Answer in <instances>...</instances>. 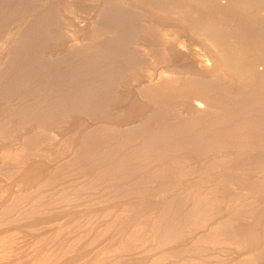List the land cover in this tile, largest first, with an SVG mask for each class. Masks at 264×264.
Masks as SVG:
<instances>
[{"label": "bare ground", "instance_id": "obj_1", "mask_svg": "<svg viewBox=\"0 0 264 264\" xmlns=\"http://www.w3.org/2000/svg\"><path fill=\"white\" fill-rule=\"evenodd\" d=\"M37 1L38 0H0V34H2V33H4V30H6V27L9 25L8 24V21H9V23H10V20L12 21V20H16L17 18H20L19 16H22L24 13V11L26 12V10H27V8L29 7V6H27L28 4L30 5L31 3H33V2H36L37 3ZM40 1V0H39ZM38 1V4L40 3ZM46 1H48V0H46ZM82 1V0H81ZM86 1V0H85ZM94 1V0H93ZM93 1H91V2H93ZM98 1V0H97ZM71 2H73L74 3V0L72 1V0H51V1H49L47 4H45L44 6H43V8H42V6H41V8H42V10H41V8L38 6L37 7V5H36V3H33L32 4V6H30V7H33V5L35 4L36 5V7L39 9L40 8V10H39V12H40V14L42 13V12H46L45 14L44 13H42L43 15L41 16L40 14H38V15H40L41 17H39L38 15H34L33 17H38L40 20H41V22H40V20L39 19H37V20H39V22H40V24L38 25V23H37V25L38 26H36L35 27V29H34V31L35 30H37L38 32H39V35H37V37L38 38H36V40L34 41V44L31 46L32 48L29 50V52L27 53V50H24V46H25V44L26 43H28V42H26L27 40V37H29L28 35H29V32L26 34H24L25 36L23 37V41H22V45L21 44H19V43H17V44H19L20 45V49L19 48H16V49H19V50H17L18 52L16 53V55H18V57H21V58H19V59H22L23 57H24V62H22L21 64L19 63V61L20 60H17V62L18 63H16L17 64V67H18V64H20V65H22L21 66V69L20 70H18V68L17 69H15L16 71L18 70V72H19V74L18 73H16L15 74V71H14V68H16V66H14V68H13V64L11 65V67H9L8 68V70L11 68V69H13L12 71H13V74H15V75H17V76H14L15 78L13 79V78H11V79H13L12 80V82H11V80H10V82H11V87L13 86L12 84H14L13 82H16L17 83V81L18 80H20L21 78H22V80H23V78L25 77L26 79H27V77H29L30 75H29V72H32V70L34 69V68H37V67H39V69L40 70H37V69H35V70H37L38 72L39 71H43V68L45 67V66H43V68H40V67H42V65H43V63L45 62V60L46 59H48V56H51V54L49 55V53L51 52L50 51V49H51V47L54 45V44H57V43H60L61 45H63L62 43L64 42L63 41V39L66 37L65 35H64V37H63V31L61 30V27L64 25V23H65V21H64V19H63V15L61 16V13H62V11H67V10H71L72 8H71V5H73ZM76 2H77V0H76ZM82 2H84V1H82ZM88 2V1H87ZM96 2V1H95ZM94 2V3H95ZM104 2V4H103V6H102V8H101V11H100V14H99V17H98V20H96V22H93L94 24L93 25H91L88 29L86 28V30H83L82 32H83V35H82V37H84V40L83 41H85L84 43H85V45H84V47H82L83 45L81 44V47H80V49H78V51L76 52V50H75V52L76 53H74L75 55H72V52L74 51V48H70V44L67 46V42H66V44H65V42H64V45H66V48H68V50H70V49H73V51L72 50H70V51H68V52H70V53H67V49H65V53H67L66 54V56L68 57L69 55L68 54H70V55H72V56H77V58L79 57V56H89V55H94V56H92L91 58H89V57H86L87 59L89 58V59H91L92 61V64L91 65H89V68L88 69H90V70H88L89 72V74H90V71L92 72V71H94V74L95 75H97V73L98 74H102L103 76H105V78L106 79H108L109 77L108 76H116L117 77V75H119V74H121V73H123L124 71H128V72H130L129 70H125V68H131L132 70H134V73H133V71H132V73L133 74H135V76H137V77H139V75H140V78L142 77H144L145 78V80H146V82H148L149 81V83H150V80L151 79H153V77H154V74H153V76H152V71H151V69L152 68H154V67H156V71L154 70V72H156V77H158V78H160V76H162L163 78H164V80L163 79H161V81L163 80V82H161V83H159V79H158V83L159 84H157L156 86L154 85V84H152V86L153 87H150L151 85H149V88L150 89H148V90H145V88H144V86L142 87V88H144V90H142V91H148V94H149V96H150V101H151V99L154 101V103H155V106H154V108H156V109H151L150 110V112L147 114V118L146 119H144L143 120V122H141V124L138 126L137 124V130H136V132L135 133H133V132H131L130 130H129V133L131 132L132 133V135L129 137V136H126V137H128L126 140L124 139V141L122 140L124 137H125V135H123L122 137V139L120 138V134L118 135L119 136V139L120 140H118V137H117V140H118V142H120L121 140V144L120 145H118V143H116L117 141L115 140V144H117V145H115L114 144V142L112 141L113 139H111V142H113V143H108L107 141H108V139H110L112 136H114L113 135V128H115V130L117 129L116 127H112V126H106L105 128H106V130H107V132H108V135L110 134H112L109 138L106 136V135H104V136H106L107 138H105L104 136L102 137V136H100V135H102V134H93V130L91 131L90 129L92 128V129H94L93 128V126L95 127V125H92L91 124V122H89L88 124L89 125H92V127L89 129L88 128V131H91V133L92 134H90V136H89V134H87V132H86V134L88 135H85L83 132H81V133H83L84 135H85V137L82 139V143H81V145H82V148L85 150V151H89L90 152V154H89V156L90 157H92V158H97V157H100V158H98V159H101V157L103 158V157H105V159H106V155H105V153H101V152H99L98 150L100 149V147H103V145L107 142L108 143V145H111V148H112V146H113V144L115 145V147H117V150L115 149V147H113V149H114V151L116 150V153H114V154H116V156H118L119 154H121V156H122V154H124V153H126V150H128V151H131V153H132V151H134V150H132V147L134 148V145H136V147L135 148H137L136 149V151H134V153L132 154L133 156L135 155V156H142V157H140L141 159H144L145 157H147V161H148V159H149V162H148V164L151 166L152 165V170L151 171H153V173L152 172H150V168H148L147 167V161H146V163L145 164H147L146 165V167L148 168V170H149V172L150 173H152V174H150V175H148L149 174V172H147L148 174V177H152V176H154V177H158V178H170L169 179V181H171V180H173V181H178V180H183L184 178H186L187 179V177L188 176H190L189 174H191V171L193 170V168L195 169V167H197V164L195 163V161L197 162V163H199L198 162V159H199V161H201L200 159H202V161L201 162H204L203 164H201V162L199 163V165L202 167L201 169H203L204 171H212V170H215L216 169V167H214V169H213V166L211 165V162L212 161H214V160H219V161H217L218 163L220 162V160H224L225 159V157H227L228 155H231L234 151H231L230 149H232V150H235V152H236V150H239V151H237L238 152V154L240 153V152H245L244 154H246V152L247 153H249L250 155H254V157L256 156V159H257V161H261L262 159H264V0H104L103 1ZM80 3V2H79ZM85 3V2H84ZM89 3V2H88ZM94 3H92V4H94ZM99 4H100V2H98ZM44 4V3H43ZM82 4V3H81ZM96 4V3H95ZM42 5V4H41ZM76 5V4H75ZM80 5V4H79ZM85 5H86V7L88 6L86 3H85ZM89 5H90V3H89ZM26 6H27V8H26ZM94 6H96V5H94ZM94 6H92L93 7V9H94ZM35 7V6H34ZM33 7V8H34ZM80 7L82 8V6L80 5ZM24 8H26V10H24ZM32 8V9H33ZM78 9H80L79 7H77ZM98 8V7H97ZM29 9H31V8H29ZM64 9V10H63ZM75 9V8H74ZM74 9H72V10H74ZM84 9V8H83ZM86 9V8H85ZM90 9V8H89ZM34 10V9H33ZM32 10V11H33ZM37 10V9H36ZM35 10V11H36ZM69 10V11H70ZM72 10L70 11L71 12V14H72ZM29 11V10H28ZM38 11V10H37ZM69 11H67V12H69ZM74 11H76V10H74ZM82 10L80 9V12H81ZM86 11H88V9H86ZM90 11V10H89ZM30 12V11H29ZM38 12V13H39ZM70 12H69V14H70ZM76 12H78V11H76ZM75 12V13H76ZM92 12V11H91ZM32 12H30V13H27V16H29V14H31ZM35 13H37V12H35ZM66 13V12H65ZM87 13V12H86ZM90 13V12H89ZM34 13H32V15H33ZM64 14V13H63ZM68 14V15H69ZM74 14V13H73ZM77 14V13H76ZM80 14V13H79ZM65 15V14H64ZM67 15V14H66ZM31 16V15H30ZM29 16V17H30ZM71 16V15H70ZM75 16V15H74ZM24 17V15L21 17V18H23ZM32 17V16H31ZM30 17V18H31ZM66 18V17H65ZM78 18V17H77ZM26 20V19H25ZM28 20V19H27ZM27 20L25 21V22H27ZM30 20V19H29ZM29 20H28V22H29ZM66 20V19H65ZM70 20V19H69ZM84 20V19H83ZM21 21H23V23H24V20H22L21 19ZM68 21V20H67ZM76 21V20H75ZM13 22V21H12ZM69 22H71V21H69ZM15 23V22H14ZM14 23H13V25H14ZM17 24L18 23H20V21L19 22H16ZM34 23H35V21H34ZM8 24V25H7ZM16 24V25H17ZM21 24H22V22H21ZM25 24H27V23H25ZM69 25H70V23H69ZM77 25V24H76ZM19 26L21 27V25L19 24ZM22 26H25L24 24H22ZM66 26V25H65ZM9 28H10V26H8ZM12 28H14L13 26H12ZM27 28V27H26ZM25 28V29H26ZM34 28V27H33ZM64 28V27H63ZM85 28V27H84ZM127 28H128V30H127ZM120 29H122V30H127V31H119L120 33H115L116 31L118 32V30H120ZM3 30V31H2ZM8 30V29H7ZM10 30H12V29H10ZM33 30V29H32ZM18 31V30H17ZM23 31H25V30H23ZM27 31H29V29L27 30ZM9 32V31H8ZM14 32H16V31H14ZM79 32V31H78ZM16 33H18V35L20 34V32H16ZM114 33V34H113ZM11 34H12V31H11ZM35 34V33H34ZM34 34H30V36L32 35H34ZM36 34H38V33H36ZM82 34V33H81ZM112 34V37H111V39L108 37V35H111ZM4 35H5V33H4ZM10 35V34H9ZM15 35V34H14ZM13 35V36H14ZM17 36V35H16ZM15 36V37H16ZM36 36V35H35ZM21 37V36H20ZM63 37V38H62ZM2 38V37H1ZM14 38V37H13ZM180 38H184V39H186L187 40V42H189V40H191L192 38H193V40H195V42L196 43H194V41H193V43L194 44H192L191 45V41H190V45H188V43H186V41H185V43L184 42H181V43H177V39L179 40V41H181V40H183V39H181L180 40ZM7 39H9V38H7ZM62 40V41H61ZM80 40V39H79ZM103 40H104V42L106 41V40H108V41H110L111 43V46H110V50L108 49V50H106L108 47H104L105 48V50L106 51H104V48L102 47V49H103V51H100V45L99 44H101V41H102V44H103ZM32 41V40H31ZM71 41V40H70ZM3 42V41H2ZM19 42V41H18ZM14 43V42H13ZM76 43V42H75ZM108 43V42H107ZM106 43V44H107ZM32 44V43H31ZM72 44V43H71ZM105 44V45H106ZM7 45V44H6ZM30 45V44H29ZM104 45V44H103ZM108 45V44H107ZM18 46V45H17ZM80 46V45H79ZM100 46V47H99ZM3 47H4V45H3ZM19 47V46H18ZM26 47L28 48V46L26 45ZM65 47V46H64ZM64 47H62V49H64ZM73 47H78V43H77V46L75 45V46H73ZM195 47V48H194ZM79 48V47H78ZM200 48V50L201 49H203V51L202 52H200L198 49ZM29 49V48H28ZM101 49V50H102ZM117 49H120L121 50V52H119V54H115L114 55V51L115 50H117ZM6 50V49H5ZM14 50V52H16V50H15V48L13 49ZM23 50H24V52L25 53H27V54H25L24 55V53H23ZM98 50H99V52H98ZM120 50H118V51H120ZM72 51V52H71ZM96 51V52H95ZM113 51V52H112ZM13 51H12V54L14 53ZM61 52V51H60ZM112 53L111 54V56L113 57V55L114 56H116V55H118L116 58H111V56H108V55H110L109 53ZM204 52V53H203ZM54 53V52H53ZM62 53H64V50L62 51ZM65 53L63 54V55H65ZM92 53H94V54H92ZM97 53V54H96ZM115 53H116V51H115ZM10 54V53H9ZM24 55V56H23ZM58 55V54H57ZM12 56V55H11ZM14 56V55H13ZM25 56H26V58H25ZM52 56H53V54H52ZM66 56H64V57H66ZM72 56H69L70 58L72 57ZM126 56H129L130 57V59H131V61L129 62V60H125V58L124 57H126ZM17 56H15V58H18ZM66 57V58H67ZM68 57V58H69ZM110 57V58H109ZM2 58V57H1ZM51 58V57H50ZM49 58V59H50ZM62 58V57H61ZM67 58V59H68ZM73 58V57H72ZM128 57H126V59H127ZM3 59H4V57H3ZM74 59V58H73ZM76 59V58H75ZM79 59V58H78ZM81 59V58H80ZM82 59H84V58H82ZM106 59H110V61H108V64H106L104 61H106ZM10 60H11V58H10ZM9 60V61H10ZM14 60V59H13ZM23 60V59H22ZM54 59H52V61H53ZM66 60V59H65ZM69 60V59H68ZM77 60V59H76ZM15 61V60H14ZM59 61V60H58ZM69 61H71V60H69ZM85 61H86V59H85ZM121 61H123L122 63H121ZM11 63H12V60L10 61ZM47 62H48V60H47ZM60 62V61H59ZM67 63H68V61H66ZM74 62H76V61H74ZM79 62H81V61H79ZM78 62V63H79ZM83 62V61H82ZM81 62V63H82ZM89 62V61H88ZM102 62H104L105 63V65L103 64V67H102ZM125 62V63H124ZM126 62H129V63H131L132 62V64H129V66L131 65V67H127V66H125V64H126ZM51 63V62H50ZM66 63V65L68 66L69 64H67ZM71 64H72V62H70ZM85 63V62H84ZM87 63V62H86ZM118 63H120L119 65L120 66H116V67H112L111 69H107V70H109V71H107V72H103V68L104 67H109V65H113V64H116V65H118ZM15 64V63H14ZM42 64V65H41ZM45 64V63H44ZM52 64V63H51ZM62 64H64V63H62ZM76 64V63H75ZM89 64V63H88ZM128 64V63H127ZM9 65V64H8ZM9 65V66H10ZM39 65H41V66H39ZM46 65H47V63H46ZM57 65V64H56ZM56 65H54V63H53V66L54 67H56ZM65 65V64H64ZM63 65V66H64ZM65 65V66H66ZM73 65V64H72ZM81 65H83V64H81ZM80 65V66H81ZM100 65V66H99ZM37 66V67H36ZM49 66V65H48ZM59 66H61V64L59 65ZM65 66L63 67V68H65ZM75 66V65H74ZM88 66V65H87ZM1 67V66H0ZM8 67V66H7ZM50 67V66H49ZM48 67V68H49ZM62 67V66H61ZM72 67V66H71ZM78 67H79V65H78ZM83 67H85V66H83ZM125 67V68H124ZM5 68V67H4ZM4 68H3V70H4ZM45 68H47V66L45 67ZM51 68H52V70H54V68L52 67V65H51ZM60 68V67H59ZM73 68V67H72ZM75 68H77V65H76V67ZM87 68V67H86ZM10 69V70H11ZM42 69V70H41ZM50 69V68H49ZM57 69V68H56ZM62 69V68H61ZM34 70V71H35ZM47 70V69H46ZM60 70V69H59ZM59 70H58V72H59ZM67 70H69V68H67ZM72 70V69H71ZM77 69H73L72 71H76ZM78 70H80V69H78ZM78 70L76 71V72H78ZM87 70V69H86ZM104 70H105V68H104ZM11 71V72H12ZM49 71V70H48ZM55 71H57V70H55ZM55 71H53V73H55ZM38 72H36V73H38ZM40 72V73H41ZM43 72H45V71H43ZM65 72V71H64ZM68 72V71H67ZM70 72L71 71H69V73H68V75L65 73V76H70V77H74V76H72V75H76V74H70ZM80 72V71H79ZM82 72V71H81ZM5 73H8L7 71L5 72ZM28 73V75L29 76H25V74H27ZM49 73H51V72H49ZM53 73H51L52 74V77H53V79H54V77L56 78L57 76H61V74H62V70L60 71V73L61 74H56V76H53V75H55V74H53ZM85 73V72H84ZM126 73V72H125ZM121 74V76H124L125 75V80L124 81H126L127 80V77H128V74ZM12 74V75H13ZM32 74H33V72L31 73V76H32ZM46 74H48V73H46ZM45 74V75H46ZM51 74H48L49 76H47L46 75V77L48 78V77H50V81H51ZM64 74V73H63ZM62 74V75H63ZM70 74V75H69ZM5 74L3 73V76H4ZM36 75V74H35ZM40 76H41V74H39ZM42 75H43V73H42ZM130 75H132V74H130L129 73V76ZM24 76V77H23ZM31 76H30V78H31ZM64 75H63V77H65ZM79 76V75H78ZM77 76V77H78ZM81 76V78L83 77L82 76V74L80 75ZM107 76V77H106ZM121 76H120V78H121ZM127 76V77H126ZM1 77V76H0ZM45 76H42L41 77V81H42V83H43V80H42V78L44 79H47ZM62 77V76H61ZM62 77V78H63ZM85 77H86V75H85ZM90 77V76H89ZM93 77V76H92ZM97 77V76H96ZM96 77L94 78V80L93 81H95V79H96ZM115 77V78H116ZM131 77V76H130ZM130 77H129V83H131V82H133V81H131L132 79H130ZM137 77H135V78H137ZM155 77V80L157 79ZM161 77V78H162ZM33 78H35L34 77V74H33V76H32V79ZM37 78H38V76H37ZM60 77H57L56 79L58 80ZM67 78H69V77H67ZM67 78H65V81H66V79ZM75 78V77H74ZM104 78V79H105ZM115 78H110V80L111 79H115ZM120 78H118V79H120ZM124 77H122L121 78V80L120 81H123L122 79H123ZM140 78H138L137 80H139ZM143 78V79H144ZM2 78H0V97H2V101H4L3 100V96L4 97H6V98H8V99H6V100H10L11 99V101H13L12 99L13 98H11V96H16V95H11L10 94V92H11V88H10V83H7L6 81V84H5V82H3L2 80H1ZM6 80H8L7 78H5ZM55 79V80H56ZM61 79V78H60ZM71 79V78H70ZM70 79H68V80H70ZM77 79H79V78H76V80ZM102 79V78H101ZM117 78H116V81L118 80ZM143 79H141V80H143ZM17 80V81H16ZM21 80V81H22ZM25 80V79H24ZM24 80H23V82H21V81H18V82H21L20 84H22V83H24ZM39 79L38 80H36V83L38 84L39 83V81H40ZM55 80H54V82H53V80H52V82L53 83H55ZM63 80H64V78H63ZM67 80V81H68ZM81 80V79H80ZM85 80V79H84ZM135 80V79H134ZM154 80V79H153ZM155 80H154V82H155ZM27 81H30V79L29 80H27ZM34 81V80H33ZM38 81V82H37ZM47 81V80H46ZM48 81H49V79H48ZM59 82H60V80H58ZM66 81V82H67ZM71 81H73V82H71ZM74 81L75 80H73V78H72V80H70V82L72 83V87H73V85H75L76 84V82L74 83ZM88 81V80H87ZM102 81V80H101ZM126 81V82H127ZM9 82V81H8ZM57 82V81H56ZM63 83H65L64 81H62ZM69 82V81H68ZM68 82H67V84H68ZM69 82V83H70ZM81 82H83V81H81ZM92 82V81H91ZM102 82H104V81H102ZM105 82H107V80H105ZM105 82H104V84H105ZM113 81H111V83H112ZM118 82V84H119V81H117ZM128 82H127V84H128ZM136 81H134V83H135ZM138 82V81H137ZM136 82V83H137ZM139 82H140V80H139ZM139 82H138V87H141L140 85H139ZM31 83V82H30ZM34 83V82H33ZM41 83V82H40ZM50 83V82H49ZM48 83V84H49ZM58 83V82H57ZM77 83H80V81H78ZM95 83V82H94ZM108 83H109V80H108V82H107V85L105 84H100L101 85V87H100V91H98V92H96V93H89L90 95H87V96H85V97H82L83 96V91H84V88H85V84H87V82L85 83V84H83V83H80V85L81 84H83V85H85V86H83V90H81V89H78V88H80V87H77V89H78V91L77 92H79V90H80V93H82V94H79L78 93V96L79 95H82L81 97L79 96V98H82V99H78L79 101H78V103H77V101H76V104H74L73 105V103H75V102H71V104H72V106H74L72 109L74 110L75 109V111L76 110H79V112L80 111H85L86 113V115L87 114H89V115H94V109L98 106V108L99 107H103V109L101 110V112L104 110V107L106 108V106H108V104L110 103V98H112L113 96H114V94H115V90H114V94L113 93H111V92H113V89H117V88H113L112 86L114 85V83L115 82H113V85H108ZM121 83V82H120ZM124 84H125V82H123ZM134 83H133V85H134ZM135 83V84H136ZM143 83H145V81L143 82ZM142 83V84H143ZM152 83V82H151ZM150 83V84H151ZM26 84V86H27V88L30 86H28V84L27 83H25ZM67 84H65L66 86H65V88L64 89H66V87H68L67 86ZM118 84H115V85H118ZM141 84V83H140ZM141 84V85H142ZM156 84V83H155ZM34 85H36V84H34ZM34 85H31L32 86V91L34 90V91H38V89L39 88H35L36 86H34ZM51 85H53V84H51ZM60 85V84H59ZM64 84H62V86H63ZM99 85V86H100ZM129 85V84H128ZM127 85V86H128ZM131 85V87H132V84H130ZM145 85V84H144ZM148 85H146L147 87H148ZM15 86H17V85H15ZM15 86H13V87H15ZM21 86V85H20ZM22 86H24V84L22 85ZM22 86L20 87L21 89V91H23L22 90ZM30 86V87H31ZM33 86H34V88L36 89H33ZM44 86V85H43ZM56 86H58V84L56 85H54V86H49L50 88H47V90H49V92L51 91L50 89L51 88H59V87H56ZM71 86L70 87H68V88H70V89H72L71 88ZM79 86V85H78ZM82 86V85H81ZM92 86V85H91ZM99 86H97V87H99ZM121 86V85H120ZM12 87V88H13ZM19 87V86H18ZM38 87H39V85H38ZM48 87V86H47ZM114 87H116V86H114ZM122 87H124L123 85H122ZM126 87V86H125ZM125 87L122 89L123 91L125 90ZM130 87V86H129ZM24 88V87H23ZM42 87L40 86V90H42L41 89ZM46 88V87H45ZM60 88H61V86H60ZM59 88V89H60ZM87 88V87H86ZM134 88V87H133ZM15 89V88H14ZM31 89V88H30ZM55 89H53V90H55ZM63 89V90H64ZM69 89V91H72V90H70ZM89 89V88H88ZM88 89H86V90H88ZM95 90H98V89H96V88H94ZM112 89V90H111ZM126 89L127 90H130L128 87H126ZM136 89V88H135ZM13 90V89H12ZM17 90H18V88H17ZM26 90V89H25ZM57 90V89H56ZM55 90V91H56ZM75 90H76V88H75ZM86 90H85V93H86ZM104 90H106V91H109V90H111V95L113 94V96L112 97H110L111 95L109 94V98H105V95H104V98L102 97V95H101V92H103V93H105L104 92ZM121 90V89H120ZM119 89H118V92L120 91ZM138 90V89H137ZM19 91V90H18ZM16 92V89H15V94H19V92ZM46 91V90H45ZM45 91H43V93L45 92ZM62 91V90H61ZM60 91V92H61ZM65 91V90H64ZM64 91H63V94H65L64 93ZM67 92H69L68 90H66ZM82 91V92H81ZM93 91V90H92ZM91 91V92H92ZM142 91H141V93H142ZM23 92H25V91H23ZM22 92V93H23ZM42 92V91H41ZM57 92V91H56ZM66 92V93H67ZM73 92V91H72ZM75 92V91H74ZM74 92L73 93H69V94H73L74 95ZM90 92V91H89ZM108 92V93H109ZM129 93L130 92H132V91H128ZM127 92V93H128ZM134 92V91H133ZM8 93H9V95H11V96H8ZM31 93V92H30ZM33 93V92H32ZM32 93L31 94H29V90H28V94L31 96L32 95ZM43 93L41 94V95H43ZM47 93V92H46ZM102 93V94H103ZM120 93H121V91H120ZM126 93V92H125ZM125 93H121V94H125ZM126 93V95L128 96V94ZM135 94H137L138 93V91H136L135 90V92H134ZM139 94V98H140V96H142V94ZM27 94V95H28ZM34 94V93H33ZM40 94H38L39 95V97H40ZM53 94V93H52ZM51 94V96H53ZM57 94H59V92H57ZM88 94V93H87ZM106 94V93H105ZM116 94H117V92H116ZM131 94V93H130ZM129 94V95H130ZM5 95H7V96H5ZM37 95V94H36ZM37 95V96H38ZM67 94H65V96H66ZM77 95V94H76ZM126 95H124L123 97H125ZM36 96V97H37ZM48 96V94L46 95V97ZM54 96H56V95H54ZM54 96H53V99H56V97L54 98ZM61 98H62V92H61ZM77 96V97H78ZM116 96V95H115ZM113 97V98H116V99H118L117 101V103H119L121 100H122V98L119 96V94L117 95L118 96V98L117 97ZM149 96H147V99H148V97ZM9 97H10V99H9ZM25 97H27V96H25ZM33 97H34V95H33ZM32 97V98H33ZM68 97H71V96H69V95H67V98ZM107 97V96H106ZM119 97L121 98V99H119ZM131 97V96H130ZM133 97V96H132ZM134 97H135V95H134ZM143 97V96H142ZM18 99L20 98V97H17ZM29 98V97H28ZM28 98H25L26 99V102L28 101L27 99ZM32 98L30 99V100H32ZM44 98V97H43ZM50 98V97H49ZM52 98V97H51ZM64 99H65V97H63ZM126 98V97H125ZM129 98V97H128ZM145 98H146V94H145ZM24 99V98H23ZM34 99V98H33ZM37 99V98H36ZM47 99V98H46ZM60 99V98H59ZM72 99H77L76 97H74V98H72L71 97V101H72ZM135 99H136V97H135ZM138 99V98H137ZM136 99V100H137ZM19 100H21V99H19ZM42 100V99H41ZM50 100V99H49ZM49 100H47V101H49ZM52 100V99H51ZM66 100H70V98L69 99H66ZM112 100V99H111ZM120 100V101H119ZM125 100H127V99H123V101H125ZM135 100V101H136ZM140 100V99H139ZM142 100V102H143V99H141ZM140 100V101H141ZM149 100V99H148ZM0 101H1V98H0ZM32 101H34V100H32ZM45 101V102H44ZM42 103H46L47 101L46 100H44ZM53 102H55V101H57V99L54 101V100H52ZM63 101L65 102V100H62V103H63ZM114 101H116V100H114L113 99V101L111 102V104L114 102ZM123 101H121L120 103L122 104V102ZM20 102H24V101H20ZM26 102H24L23 103V105L24 104H26ZM37 102H39V103H37ZM40 100L38 99V101H36L35 102V104L37 103V104H39L40 105ZM52 102V103H53ZM58 102H59V100H58ZM137 102H138V100H137ZM142 102L141 103H135V102H133V103H135L136 105H134V106H141L140 104H142ZM148 102V101H147ZM152 102V101H151ZM1 103V102H0ZM32 103H34V102H32ZM42 103H41V105H42ZM48 103V102H47ZM56 103V102H55ZM61 103V100H60V104L62 105V107H63V105H64V103L62 104ZM65 103H68V105H69V101L67 102H65ZM115 103V102H114ZM113 103V104H114ZM116 103V104H117ZM144 103V102H143ZM4 104L5 103H3L2 102V104H0V107H1V105H3L4 106ZM9 104V103H8ZM7 104V102H6V104H5V106L7 105V107L9 108L10 106L9 105H13L11 102H10V104L8 105ZM18 104H22V103H18ZM36 104V105H37ZM54 104V103H53ZM60 104H58V105H60ZM124 104V103H123ZM122 104V105H123ZM138 104V105H137ZM146 104H148V103H145V106H146ZM19 105V106H20ZM21 105L20 107L21 108H23L24 106H26V105ZM30 105H31V103H30ZM30 105H29V102H28V106L30 107ZM40 105V106H41ZM44 105V104H43ZM42 105V106H43ZM45 105H47V104H45ZM44 105V106H45ZM60 105V106H61ZM110 105V104H109ZM120 104H118V106H119ZM121 105V106H122ZM127 105H129V104H127ZM150 105H152L151 103H150ZM3 107L4 109H5V111L7 110V107ZM23 106V107H22ZM33 107H35L34 105H32ZM40 106H39V108H40ZM41 106V107H42ZM43 106V107H44ZM57 108L59 107V106H57V103H56V105H55ZM117 106V105H116ZM124 106V105H123ZM125 106H126V103H125ZM133 106V105H132ZM143 106V105H142ZM175 106V109H172L173 107ZM29 107H27V108H29ZM33 107H32V110H36V107L33 109ZM61 107V109H63L64 111H65V108L67 107V109H66V111L68 110V109H71L70 108V106H65V107H63L62 108ZM109 107H111V106H109ZM127 108H128V106H126ZM130 107H131V105H130ZM148 107H152V106H149V104L147 105V108ZM3 108H0V109H2L3 110ZM20 108V110H22ZM26 108V109H27ZM38 108V107H37ZM57 108H55L56 110H59V109H57ZM108 108V107H107ZM112 108V107H111ZM122 108V107H121ZM126 108V109H127ZM10 109V108H9ZM9 109H8V112H9ZM15 109H17L16 107H15ZM25 109V108H24ZM25 109V111H27ZM49 109H51V107L49 108ZM48 108L47 109H43L42 111H41V109H40V113H38V114H36L37 112L36 111H32V112H36V113H34V114H36V115H34L33 113H31L30 111V109H28L29 111H27L26 113L28 114L29 112V114H32L33 115V117H31V118H27L26 120H28V121H33V122H36V123H38V124H40V125H42L41 127H44V126H49V125H51V123L53 122V123H56V121H57V119L59 118V114L63 111H61V109L57 112L58 113V118L56 119V117H57V115L56 116H54V114H57L56 112H54L52 109V111L54 112V114H53V112H50V110H49ZM114 110L116 109L115 107L113 108ZM118 109V108H117ZM119 109H120V107H119ZM118 109V110H119ZM123 109V108H122ZM121 109V110H122ZM131 109H133V108H131ZM134 109H137V107H135ZM133 109V110H134ZM140 109H142V110H144L143 109V107L142 108H140ZM1 110V111H2ZM12 110V109H11ZM10 110V111H11ZM72 110V111H73ZM107 110V112L106 113H108V111H110V110H112V109H106ZM105 110V111H106ZM113 110V111H114ZM127 110H129V109H127ZM126 110V111H127ZM137 110H139V108L137 109ZM136 110V111H137ZM148 110H149V108H148ZM175 110V111H174ZM178 110V111H177ZM113 111H112V113H113ZM120 111V110H119ZM122 111H124V109L122 110ZM121 111V112H122ZM135 111V110H134ZM140 111V110H139ZM139 111H137V112H139ZM147 110H145V112H146ZM208 111V112H207ZM8 112L5 114H3L4 116L6 115L7 116V119L10 117V116H12V115H8ZM16 112V111H15ZM69 112H71V111H69ZM78 112V113H79ZM100 112V111H99ZM104 112V111H103ZM136 112V113H137ZM143 112V111H142ZM17 113V112H16ZM15 113V114H16ZM23 113V112H22ZM25 113V112H24ZM22 114L20 117H25L27 114L25 113V114ZM63 113V112H62ZM77 113V112H76ZM77 113V114H78ZM81 113V112H80ZM79 113V114H80ZM105 113V112H104ZM125 113V112H124ZM123 113V114H124ZM129 114H130V112H128ZM128 113H126V115L128 114ZM132 113V112H131ZM147 113V112H146ZM11 114V113H10ZM67 114V113H66ZM76 114V115H77ZM84 114V112L82 113V114H80V115H83ZM99 114V113H98ZM101 114V113H100ZM114 114V113H113ZM123 114H122V116H123ZM132 114H134V113H132ZM131 114V115H132ZM25 115V116H24ZM63 115V114H62ZM62 115H60L61 117H62ZM72 115V114H71ZM102 115H104L105 116V114H103L102 113ZM116 115V114H115ZM130 115V117H132V116H134L135 117V114L134 115H132L131 116ZM141 115V114H140ZM5 116V117H6ZM9 116V117H8ZM14 116V115H13ZM13 116L11 117L12 119H13ZM63 116H65L66 117V115L64 114ZM73 116H75V114H73ZM72 116V117H73ZM84 116V115H83ZM95 116H97V114L95 115ZM110 116V115H109ZM120 116V115H119ZM118 116V117H119ZM128 116V115H127ZM127 116L125 117L126 119H127V121L128 120H130L129 122H131V118L129 119V118H127ZM143 116V115H142ZM5 117H4V121H5ZM19 117V118H20ZM27 117V116H26ZM61 117H60V119H61ZM87 117V116H86ZM100 117H101V115H100ZM111 117V116H110ZM114 117V116H113ZM117 117V116H116ZM116 117H115V119H116ZM117 117V119H120V117L118 118ZM124 117V116H123ZM129 117V116H128ZM137 117V119L140 117H138V116H136ZM135 117V118H136ZM67 118H68V120H66V118H62L61 120L63 121H61L62 123H64V122H71V123H74V120L72 121L69 117H68V115H67ZM78 118H80V117H78ZM91 118V117H90ZM104 118V117H103ZM105 118H106V116H105ZM10 119V118H9ZM8 119V120H9ZM22 119V121H20ZM21 119H18L19 120V123L21 124V125H24V124H22V122L24 121L23 119H25V118H21ZM53 119H56V121L55 120H53ZM72 119H74V118H72ZM75 119H77V118H75ZM81 119H83V118H81ZM79 120L78 119V121H82V120ZM87 120L89 119L88 117L86 118ZM85 119V120H86ZM96 119V118H95ZM94 119V120H95ZM107 119V118H106ZM108 119H110L111 120V118H109L108 117ZM113 119V118H112ZM115 119H113V120H115ZM116 119V120H117ZM124 119V118H123ZM136 119V120H137ZM1 120V119H0ZM53 120V121H52ZM65 120V121H64ZM85 120H84V122H85ZM93 120V121H94ZM102 120H104V119H101V121ZM113 120H111V122H113ZM134 119L132 118V123H130V125L132 124L133 125V121ZM140 120V119H139ZM27 121V122H28ZM52 121V122H51ZM55 121V122H54ZM77 121V120H76ZM89 121H91V119H89ZM92 121V122H93ZM99 121V120H98ZM109 121V120H108ZM119 121V120H118ZM118 121H116V122H118ZM121 121V120H120ZM127 121H125L126 123H127ZM141 121V120H140ZM0 122H2V121H0ZM6 122H8L7 120H6ZM11 122V121H10ZM10 122H8V123H10ZM25 122V121H24ZM23 122V123H24ZM66 122V123H67ZM70 122H69V125H71L70 124ZM88 122V121H87ZM103 122V121H102ZM111 122H109V123H111ZM116 122H113L112 123V125L113 124H115ZM122 122V121H121ZM137 122V121H136ZM135 122V123H136ZM19 123H17V124H19ZM80 123V122H79ZM78 123V124H79ZM83 123V122H82ZM95 123H97V122H94L93 124H95ZM108 123V122H107ZM107 123H105V124H107ZM108 123V124H109ZM119 123V122H118ZM123 123H124V121H123ZM135 123H134V127H136V125H135ZM59 124H61V123H59ZM58 123H57V125H59ZM68 124V123H67ZM77 124V123H76ZM81 124V123H80ZM100 124V123H99ZM103 124V123H102ZM129 124V123H128ZM3 125H5V124H3ZM3 125H1L2 127H3ZM9 125V124H8ZM55 125V124H54ZM62 125H64V124H62ZM84 125V126H83ZM88 125V126H89ZM117 125V123L115 124V125H113V126H116ZM119 125H120V123H119ZM118 125V126H119ZM129 125V126H130ZM52 126V125H51ZM65 126V125H64ZM67 126V129L69 130L70 128L69 127H71V126H68V125H66ZM77 126L78 125H76L75 127V129L77 130ZM86 126H87V124H86ZM98 126V125H97ZM117 126V127H118ZM121 126V125H120ZM150 127V134H151V136L149 137V135L147 136L148 138L146 139L145 138V140H144V142H141L140 143V141H142L140 138H142V136L144 137V135H146L147 134V132L149 131L148 130V128L147 127ZM7 126H5L4 128H6ZM10 127V129H11V133L9 132V133H7V131H10V129L9 128H7V130H5L6 131V135L8 136V138H5L4 136H3V139L5 138V140L7 141L8 139H10L9 137H11V134L12 135H14L12 132H13V128H11L12 127V125H10L9 126ZM19 127V126H18ZM29 127H31L30 125H29ZM59 127V126H58ZM61 127V126H60ZM72 127H74V125L72 126ZM80 127H81V125H80ZM80 127H79V129H80ZM82 127H85V124H82ZM90 127V126H89ZM102 127V126H101ZM104 127V126H103ZM107 127H109L108 129H107ZM110 127H112L111 129H110ZM23 128H28L27 126L26 127H23ZM22 128V129H23ZM38 129H40V131H41V128H40V126L39 127H37ZM46 127H44V129H45ZM119 128V127H118ZM144 128H147V130L146 129H144ZM31 129V128H30ZM33 129V128H32ZM31 129V130H32ZM35 129V128H34ZM33 129V133H35L34 131H36V129L34 130ZM37 129V130H38ZM43 129V130H44ZM47 130H54V128L52 129V127H51V129H50V127H49V129L48 128H46ZM64 129V128H63ZM72 129H74V128H72ZM78 129V130H79ZM82 129H84L85 130V128H82ZM87 129V128H86ZM100 129V128H99ZM123 129H125V127H123ZM134 129H136V128H134ZM146 130L147 132H145L146 134H141L142 132H144V131H142V130ZM1 130L2 129H0V132H1ZM3 130V131H4ZM28 130V129H27ZM31 130H30V132H31ZM42 130V131H43ZM58 130V129H57ZM59 130H61L60 128H59ZM71 130V129H70ZM69 130V133L71 132ZM94 130H97L96 128L94 129ZM102 130V129H101ZM120 130L121 129H118V130H116V131H119L120 132ZM24 131H26V129L24 130ZM45 131V130H44ZM43 131V132H44ZM54 131H56V130H54ZM67 131V130H66ZM86 131V130H85ZM124 131V130H123ZM125 131H127L126 129H125ZM124 131V132H125ZM20 132V131H19ZM22 132V131H21ZM68 132V131H67ZM97 132H99L98 130H97ZM121 132H122V130H121ZM5 133V132H4ZM3 133V135H5ZM27 133V132H26ZM39 134H40V132H38ZM38 133L36 132V138L38 137V136H40V138L38 137L37 139H41L42 137H44L43 136V134H42V132H41V135H38ZM57 133V132H56ZM60 133V132H59ZM116 133V132H115ZM114 133V134H115ZM129 133H128V135H129ZM10 136H9V135ZM25 134V133H24ZM45 134V133H44ZM65 134H67V133H65ZM105 134V133H104ZM5 135V136H6ZM45 135H47V138H49L48 137V135L49 134H45ZM51 136H53L52 135V133L50 134ZM49 135V136H50ZM69 135V134H68ZM67 135V136H68ZM79 135H81V134H79ZM78 135V136H79ZM83 135V136H84ZM115 135H117V134H115ZM142 135V136H141ZM22 136V135H21ZM24 136H27L26 134L24 135ZM30 136V135H29ZM50 136V137H51ZM61 136V135H60ZM82 136V135H81ZM31 137V136H30ZM30 137H26V139H29V140H27L29 143H31V145L34 143V142H32L33 140V138L30 140ZM53 137H55V136H53ZM64 137V136H63ZM22 138V137H21ZM52 138V137H51ZM50 138V139H51ZM112 138H114V137H112ZM49 139V141H52V140H50ZM55 139H56V137H55ZM70 139V138H69ZM115 139H116V137H115ZM140 139V141L138 142V140ZM23 140V141H22ZM22 140H19V142L20 141H22V143L20 142L19 144H22V146H26L25 145V143H27V142H24V140H25V137H23L22 138ZM42 140H46V139H42ZM42 140L40 141V142H42ZM11 141V140H10ZM9 141V142H10ZM34 141H36L35 139H34ZM47 141H48V139H47ZM46 141V142H47ZM110 141V140H109ZM5 142V141H4ZM23 142H24V145H23ZM39 141L37 140V144H40V143H38ZM43 142H45V141H43ZM42 142V143H43ZM80 142H81V140H80ZM59 143V142H58ZM137 143H140V144H138L137 145ZM49 144V142H47V145ZM5 145H7V144H5ZM43 145H45V144H42V148H43ZM50 145V144H49ZM52 145V144H51ZM106 145V144H105ZM8 147H10L9 146V144L7 145ZM21 146V147H22ZM33 146V145H32ZM39 147L41 146V145H38ZM56 147H57V145H55ZM79 146V145H78ZM16 147V146H15ZM17 147H19V146H17ZM23 147V148H24ZM29 147H31V146H29ZM39 147H37V148H39ZM5 148V147H4ZM7 148V147H6ZM5 148V149H6ZM14 148V147H13ZM20 148V147H19ZM26 148H27V146H26ZM45 149H46V146L44 147ZM58 148V147H57ZM70 148V147H69ZM105 148V147H104ZM107 148H108V146H107ZM110 148V147H109ZM18 149V148H17ZM17 149H15V150H17ZM25 149V148H24ZM23 149V150H24ZM31 149L32 150H34L35 149V147L33 146V147H31ZM228 151H227V150ZM4 150V149H3ZM6 150H8V149H6ZM6 150H5V152H6ZM10 150V149H9ZM15 150H13V152L15 151ZM48 150V149H47ZM65 150V149H64ZM70 150H71V148H70ZM76 150V149H75ZM103 150V149H102ZM226 150V152H224ZM230 150V151H229ZM20 151H22V149L20 150ZM25 151V150H24ZM45 151V150H44ZM111 151V150H110ZM109 151V152H110ZM113 151V152H114ZM128 151H127V153H128ZM10 152V154H13V153H11L12 151H9ZM23 152V151H22ZM27 152H29L28 150H27ZM27 152H25L27 155H31L32 153H30L29 152V154L27 153ZM39 152V151H38ZM46 152V151H45ZM44 152V153H45ZM48 152H50V151H48ZM69 152V151H68ZM72 152V151H71ZM108 152V151H107ZM107 152H106V154H107ZM112 152V153H113ZM208 153L209 154V152L211 153V155H212V153H213V155L211 156L210 154L208 155V154H206V153ZM15 153H17V151H15ZM14 153V154H15ZM35 153V152H34ZM33 153V154H34ZM40 153V152H39ZM38 153V155H37V157L38 156H40L39 157V159L41 158V157H43L45 154L44 153H42L43 154V156H41L42 154H39ZM53 153V152H52ZM67 153V152H66ZM112 153H111V155H112ZM200 153H203V154H206V157L207 156H211V157H209L208 159L206 158H202V156H203V154H202V156H201V158H197L198 157V155L200 156L201 154ZM243 153H241L240 155H241V157H242V154ZM7 154H9L8 153V151H7ZM6 154V155H7ZM10 154L8 155V157L10 156ZM21 154V156H22V153H20ZM19 154V150H18V155L16 154V156L15 157H17L16 158V161H18L17 159H18V156L20 155ZM86 154V153H85ZM129 154V153H128ZM160 154H165V157L167 156V158H164V155H163V158H161L160 160H159V155ZM249 154H248V156H249ZM5 155V156H6ZM59 155H60V153H59ZM72 155V154H71ZM88 155V154H87ZM86 155V156H87ZM107 155H109V154H107ZM110 155V156H111ZM130 155V154H129ZM128 155V156H129ZM132 155H130V156H132ZM162 155H160V157L162 156ZM233 156H235L234 155V153L232 154ZM12 156V155H11ZM32 156V155H31ZM34 156V155H33ZM31 157V159H35L34 157ZM46 156V155H45ZM44 156V157H45ZM78 156V155H77ZM124 156H125V154H124ZM123 156V159L121 158V160L122 161H120V162H118V163H116V160H115V162H113V163H116V164H113V165H110L109 166V164L107 165V175H109V176H114L115 174H120V172H123L124 174H125V172L126 171H130L131 170V168L132 167H134L135 168V166H133L134 165V163H136L137 164V161H136V158H133V156L132 157H124ZM127 156V155H126ZM149 156H151L150 158H148ZM152 156H156V158H153V160H155V159H157V160H159V161H157V163H156V165H153V164H151L152 162H155V161H152L151 159H152ZM168 156H170V157H168ZM247 155H244V157L242 158V159H244L245 157H246ZM259 156V158L261 157V159H258L257 157ZM23 157H24V155H23ZM27 157V156H26ZM43 157V158H44ZM81 157V156H80ZM109 157V156H108ZM107 157V158H108ZM115 157V156H114ZM120 157V156H119ZM119 157H117L118 159H119ZM232 158V156H228V158ZM237 157L239 158V156L237 155ZM240 157V158H241ZM252 156H250V158H251ZM253 157V158H254ZM13 158H14V155H13ZM43 158H41V159H43ZM55 158V157H54ZM57 158V157H56ZM87 158V157H86ZM110 158V157H109ZM108 158V159H109ZM112 158H113V156H112ZM125 158V159H124ZM196 158V159H195ZM228 158H226V159H228ZM230 158V159H231ZM238 158H235V159H238ZM239 158V159H240ZM24 159V158H23ZM29 159H30V157L28 158V161H29ZM62 159V158H61ZM83 159V158H82ZM81 159V160H82ZM97 159V160H98ZM195 159V160H194ZM203 159H204V161H203ZM226 159H225V164L228 162H226ZM234 159V158H233ZM233 159H231V160H233ZM245 159H247V158H245ZM245 159L243 160V161H245ZM14 160H15V158H14ZM20 160V159H19ZM53 160V159H52ZM51 160V161H52ZM90 160V159H89ZM102 160V159H101ZM137 160H138V158H137ZM145 160V159H144ZM229 160V159H228ZM27 161V162H28ZM50 161V162H51ZM84 161V160H83ZM93 161H96V160H93ZM100 161V160H99ZM98 161V162H99ZM105 161H108V160H105ZM110 161H112V160H110L109 159V163H110ZM113 161H114V159H113ZM119 161V160H118ZM139 161V160H138ZM150 161H152V162H150ZM209 161V162H208ZM230 161V160H229ZM235 161H237V160H235ZM242 161V160H241ZM240 160H238V162H241ZM243 161H242V163H243ZM248 161V160H247ZM256 161V162H257ZM13 162H15V161H13ZM19 162V161H18ZM18 162H17V164H18ZM21 162V161H20ZM33 162V161H32ZM36 162H37V160H36ZM55 161H53V163H54ZM63 162H64V160H63ZM88 162V161H87ZM101 162V161H100ZM102 162H104L103 160H102ZM102 162H101V164H102ZM140 162V161H139ZM142 162H144V161H142ZM141 162V163H142ZM195 163L194 164V166L195 167H192V168H190V165L187 167V168H185L186 167V165L187 164H190L191 163V165L193 164V163ZM206 162H208V163H206ZM216 162V163H217ZM23 163V162H22ZM35 163V162H34ZM34 163H33V165H34ZM52 163V162H51ZM91 163V162H90ZM94 163V162H93ZM96 163V162H95ZM140 163V164H141ZM215 164L216 166L218 165V166H220L219 164ZM221 163V162H220ZM258 163V162H257ZM15 164V163H14ZM40 164V163H39ZM97 165H98V163H96ZM107 164V163H106ZM112 164V163H111ZM135 164V165H136ZM143 164V163H142ZM222 164V163H221ZM231 164V163H230ZM229 163H228V165H230ZM235 163H233V165H234ZM239 164H241V163H238V165ZM244 164V163H243ZM247 164H249V162H247ZM259 164H262L261 162L259 163ZM22 165H24V163L22 164ZM227 165V164H226ZM226 165H223L222 166V168L221 167H219V169L221 168V169H223V167L224 166H226ZM228 165L226 166V167H228ZM232 165V164H231ZM238 165H236V166H238ZM242 165V164H241ZM246 165V164H245ZM244 165V166H245ZM14 166V165H13ZM38 166V165H37ZM66 166H69V164L67 163H65L64 165H63V168H65ZM90 166V165H89ZM155 166V167H154ZM199 166V167H200ZM261 166V165H260ZM32 167V166H31ZM51 167V166H50ZM58 167V166H57ZM60 167V166H59ZM136 167H138V164H137V166ZM142 167H144V170H143V168ZM145 166H140V167H138L137 169H139V168H141V170L139 169V172L142 174V170H143V172L145 171V168H146ZM231 166H229V168H230ZM232 167H234V166H232ZM245 167H247V166H245ZM250 167V166H249ZM262 167H264V166H262ZM262 167H260V168H262ZM48 168V167H47ZM85 168V167H84ZM87 168H89L88 166H87ZM98 168V167H97ZM101 168V167H100ZM103 168V167H102ZM101 168V169H102ZM105 168V167H104ZM147 168H146V170H147ZM158 168V169H157ZM241 168V167H240ZM244 168V167H243ZM20 169V168H19ZM68 169H70V168H68ZM67 169V170H68ZM105 169V170H106ZM198 169V168H197ZM218 169V168H217ZM220 169V170H221ZM227 169V171H225ZM225 169V167H224V171L225 172H228V168H226ZM231 169H233V170H235V168H231ZM238 169H239V166H238ZM238 169H237V171H238ZM245 169V168H244ZM246 169H248V168H246ZM55 170V169H54ZM57 170H59V168H57ZM65 170V169H64ZM72 170V169H71ZM89 170V169H88ZM104 170V169H103ZM134 170V172L136 171L135 169H133ZM133 170H131L132 172H133ZM154 170H156V171H154ZM196 170V169H195ZM240 170V169H239ZM242 170V169H241ZM251 170H252V168H251ZM43 171H45V170H43ZM47 171V170H46ZM50 171V170H49ZM56 171V170H55ZM55 171H53V172H55ZM82 171V170H81ZM130 171V172H131ZM222 171V170H221ZM236 171V170H235ZM235 171H233V172H235ZM246 171V170H245ZM244 171V173L245 174H242V172L243 171H240V177H238V181L234 178V180H236V181H229L231 184H233L232 182H236L237 184H235V185H237L236 187H239L238 185H240V187H241V189L243 190V192L244 191H247L248 192V190H249V188H250V190L251 189H255V190H258V192H259V190H261V191H264V168H262V169H260V170H257V171H255V172H249V173H246ZM249 171V170H248ZM58 172V171H57ZM59 172H61V171H59ZM58 172V173H59ZM63 172V171H62ZM61 172V173H62ZM71 172V171H70ZM194 172V171H193ZM203 172V171H202ZM216 172H218V171H216ZM223 172V171H222ZM233 172H231V170H230V174H232ZM60 173V176H62L63 175V173L61 174ZM64 173H65V171H64ZM67 173V172H66ZM80 173V172H79ZM210 173V172H209ZM214 173H215V171H214ZM68 174L69 173H67V176H68ZM87 174V173H86ZM95 174V173H94ZM139 173L137 172V175L136 176H139L138 175ZM200 174H201V172H200ZM225 174V173H224ZM228 174H229V172H228ZM234 174H236V176H238V174H239V172L238 173H234ZM247 174H251L248 178L246 177L247 176ZM48 175V174H47ZM53 174H52V172H51V176H52ZM56 175V174H55ZM55 175H53V179H54V176ZM126 175V174H125ZM129 175V174H128ZM134 175V177H135V174H133ZM133 175L131 176V177H133ZM144 175V177L146 176L145 174H143ZM211 175V181H212V173L210 174ZM48 176H50V174L48 175ZM48 176H46L48 179L49 178H51V177H48ZM60 176L58 177L59 179H63L64 177H61L60 178ZM71 175H69V177H70ZM76 176V175H75ZM88 176H90V175H88ZM94 176V175H93ZM102 176V175H101ZM140 176H142V175H140ZM192 176V175H191ZM191 176H190V178H191ZM205 176V175H204ZM207 176V175H206ZM219 176H220V174H219ZM222 176H223V174H222ZM229 176V175H228ZM233 176H235V175H233ZM232 176V177H233ZM68 177V178H69ZM105 177V176H104ZM120 177V176H119ZM118 177V178H119ZM122 177H124V176H122ZM129 178L128 179V176H127V180H133V186H136L137 187V185H141V184H143V183H145L146 182V180L148 181V180H150L151 181V179L149 178V179H147L146 177L144 178V180H143V178L141 179V180H138L137 178ZM194 177V176H193ZM192 177V178H193ZM197 177V176H196ZM208 177V176H207ZM206 177V178H207ZM221 177V176H220ZM225 177V176H224ZM223 177V178H224ZM45 179L44 178V181L46 180H48V179ZM81 178H84V177H81ZM89 177H87V178H85L86 180L88 179ZM139 178V177H138ZM200 178V177H199ZM203 178V177H202ZM201 178V179H202ZM65 179H66V177H65ZM117 179V178H116ZM155 180H156V178H154ZM161 179H159L160 181H162ZM189 179V178H188ZM187 179V180H188ZM200 179V180H201ZM204 179V178H203ZM217 179H220L219 177L217 178ZM50 180V179H49ZM48 180V181H49ZM56 180V179H55ZM76 180H77V177H76ZM76 180L74 179V181H75V184L78 182L79 183V181H77L76 182ZM83 180V182L81 181V179H80V182H82L83 184H85L84 183V179H82ZM88 180H91V181H89L88 183L90 184L91 182H93V183H91L92 185L94 184H96L98 181H100V179H94L93 181H92V179H88ZM108 180V179H107ZM158 180V179H157ZM207 180V181H206ZM205 181H206V183L210 180V179H206ZM215 180H216V177H215ZM224 180V179H223ZM226 180V179H225ZM225 180L224 181H222V183L223 184H225ZM253 180V181H252ZM41 181V180H40ZM40 181H38V183L37 184H39V182ZM44 181H42V183H40L38 186L40 187V188H42L41 187V184L43 185V183H44ZM46 181H45V183L44 184H46ZM47 181V182H48ZM54 181V180H53ZM53 181H51L52 183H53ZM59 181V180H58ZM58 181H54V183L55 184H58L57 182ZM73 181V182H74ZM115 181V180H114ZM116 181H118V180H116ZM149 181V182H150ZM154 181V180H153ZM164 181V183L167 181V180H163ZM163 181L161 182L163 185H161V186H164L165 184L163 183ZM172 181V182H173ZM203 181V180H202ZM202 181H199L198 179H191V180H189V181H185L186 183H188V184H186V183H184V182H182V184H181V181L179 182L178 181V183L179 184H181L180 186H177L176 187V189L178 188V187H180V188H178L179 189V191L180 190H185V189H187V188H190V187H192V186H197L198 185V183L199 182H201V185H202ZM205 181H204V185H206L205 184ZM214 181V180H213ZM216 181H219L220 182V180H216ZM50 181L46 184L47 185V187H48V184L49 183H51ZM59 182H61V180L59 181ZM62 182H63V180H62ZM155 182V181H154ZM154 182H152L150 185H153L154 184ZM229 182H227L228 183V185H231ZM238 182H239V184H238ZM70 183H72V181L71 182H68V184H70ZM77 183V184H78ZM87 182H86V184H88ZM117 183H119V181L117 182ZM123 183V182H122ZM126 183H128V182H126ZM125 183V184H126ZM158 184H159V182H157ZM160 183V184H161ZM176 184H178L177 182H175ZM210 183V182H209ZM208 183V184H209ZM216 183V182H215ZM226 183V184H227ZM37 184H34L35 186L37 185ZM60 184V183H59ZM67 184V185H68ZM73 184V183H72ZM75 184H73V185H75ZM77 184H76V187L75 188H77V189H79V187H81L80 185L79 186H77ZM81 184V183H80ZM82 184V185H83ZM85 184V186L87 187L88 185H86ZM90 184V185H91ZM100 184V183H99ZM119 184H121V182L119 183ZM128 184H130V183H128ZM127 184V185H128ZM148 184V183H147ZM157 184V185H158ZM207 184V185H208ZM212 184V183H211ZM217 184H219L218 182H217ZM225 184V185H226ZM33 185V184H32ZM46 185H44V186H46ZM54 185V184H53ZM67 185H64L65 187L64 188H68V187H71V186H68L67 187ZM71 185V184H70ZM72 185V186H73ZM91 185V187H93L94 188V186H92ZM111 185V184H110ZM114 185V184H113ZM117 185V184H116ZM115 185V186H116ZM123 185V184H122ZM131 185V184H130ZM145 185H146V183H145ZM143 186L142 185V187H146V186ZM155 185V184H154ZM154 185H153V187H154ZM168 185V184H167ZM166 185V186H167ZM200 185V184H199ZM203 185V186H204ZM220 185V184H219ZM234 185V186H235ZM37 186V187H38ZM49 186H50V184H49ZM55 186V188H57L56 187V185H54ZM59 186V185H58ZM63 186V185H62ZM96 186V185H95ZM126 186V185H125ZM124 186V187H125ZM129 186V185H128ZM132 186V185H131ZM149 186V185H148ZM161 186H159V188L161 187ZM165 186V187H166ZM209 186H211V185H209ZM208 186V187H209ZM218 186V185H217ZM221 186H223V185H221ZM46 187V188H47ZM51 187V186H50ZM74 187V186H73ZM73 187H71L72 189H73ZM86 187H81V188H86ZM91 187L90 186H88L87 188H88V191L90 192V191H92V190H89V189H91ZM96 187H98V186H96ZM139 187V186H138ZM168 187H170V188H168L169 190H172L173 189V187L174 186H172V188H171V185H168ZM193 187V188H194ZM205 187V186H204ZM219 187V186H218ZM225 187V186H224ZM227 187V186H226ZM30 188H31V186H30ZM59 188V187H58ZM70 188V189H71ZM79 189V190H77L76 192H78V191H82V190H84V189ZM86 188V189H87ZM92 188V189H93ZM127 188V187H126ZM129 188H131V187H128L127 189L129 190ZM148 188V187H147ZM147 188H145L147 191H148V189ZM158 188V187H157ZM158 188V189H159ZM175 188V187H174ZM192 188V189H193ZM202 188V187H201ZM201 188H199V190H201ZM206 188V187H205ZM221 188V187H220ZM228 188V187H227ZM45 189V188H44ZM43 189V191H45ZM50 189V188H49ZM69 189V191L71 192L72 190H70ZM85 189V190H86ZM95 189V188H94ZM93 189V190H94ZM116 189V188H115ZM119 189V188H118ZM121 189V188H120ZM125 189V188H124ZM123 189V190H124ZM141 189V188H140ZM140 189H138V190H136V189H134V190H136V191H134L135 192V195H137L138 193H136L137 191H139ZM143 189V188H142ZM158 189H156V190H158ZM161 189V188H160ZM166 189H167V187H166ZM166 189H165V191H166ZM175 189V190H176ZM178 189L176 190V191H178ZM196 189H198V188H196ZM217 189V188H216ZM231 189V187L229 188V190ZM240 189V190H241ZM248 189V190H247ZM30 190V189H29ZM34 190H35V188H34ZM40 190H42V189H39V191ZM97 190V189H96ZM151 190H153V189H151ZM151 190H149V192H152ZM162 190H164V189H162ZM161 190V191H162ZM174 190V189H173ZM227 190V189H226ZM233 190H234V188H233ZM238 190V189H237ZM255 190L253 191L252 190V193L253 192H255ZM32 191H33V188H32ZM32 191H29V193L30 192H32ZM39 191H38V189H37V192L39 193ZM61 191V190H60ZM88 191H83V192H80V193H84L85 195H86V197H88V194H89V192ZM127 191V190H126ZM131 191H132V188H131ZM143 191H144V189H143ZM142 191V193H143V195H144V192ZM146 191V193H148ZM160 191V190H159ZM160 191V192H161ZM165 191H163V192H165ZM175 191V192H176ZM183 191H180V192H183ZM194 191V190H193ZM224 191V190H223ZM232 191V190H231ZM235 191V190H234ZM36 192V193H37ZM59 192V191H58ZM66 192H68V190L66 191ZM68 193V194H71V193ZM74 192H75V190H74ZM76 192H75V194L74 195H76ZM97 191H95V193H96ZM113 192H115L114 190H113ZM122 192H124V191H122ZM121 192V193H122ZM133 192V193H134ZM141 192V191H140ZM168 191H166V193H167ZM171 193H172V191H170ZM170 192H169V194L167 193V195H168V197L169 196H171V195H173V193L172 194H170ZM174 192V193H175ZM203 192H206V191H203ZM228 192V191H227ZM246 192V193H247ZM251 192V191H250ZM250 192H248L249 194H244L243 196H244V198L246 197V199L248 200V198H250L249 196H250ZM33 194L35 193V191L34 192H32ZM35 193V194H36ZM36 194L37 196L38 195H40V194H44V193H40V194ZM46 193V192H45ZM49 193V192H48ZM60 193V192H59ZM64 193V192H63ZM88 193V194H87ZM91 193H93V191L91 192ZM127 193H129V191L127 192ZM153 193H154V191H153ZM155 193H157V192H155ZM219 193L221 194L222 192L220 191V192H216L215 190H211V191H208V192H206V193H193L192 192V194H186V195H184V194H182V195H184V196H182V195H180V196H177V197H174V198H172L171 197V200L169 201L170 203H168L169 205L167 206V208H164V212L162 213V215H161V217L159 218V220H158V218L156 219L157 220V222L156 223H153V224H151L152 226H153V228H152V230H153V232H152V234H153V236L151 235V237L150 238H152V237H154L155 238V236H156V239H157V241L154 239V241H156L157 243H158V248H167V247H169L170 246V244L173 242H175V241H177V239H179L180 237H182L181 235L184 233V231H186V229H189V227L190 226H192V227H198V225L200 224L201 225V222H202V224L204 223V216H206V215H204L205 214V209H206V207H205V209L203 208V206H205V203H207L208 201V199L209 198H211L212 197V199H213V202L215 203H217L218 204V202H217V196L219 195ZM232 193V192H231ZM234 193V192H233ZM237 193V192H236ZM257 193V192H256ZM19 194V193H18ZM17 194V195H18ZM33 194H32V196H33ZM47 194V193H46ZM72 194H73V192H72ZM112 194V193H111ZM110 194V195H111ZM157 194H159V192L157 193ZM180 194V193H179ZM229 194V193H228ZM241 194H243L242 192H241ZM263 194V193H262ZM30 195V194H29ZM36 195H34V198H35V196ZM51 195H53L52 193H51ZM90 195V194H89ZM94 195H96V194H93V195H90L91 197L92 196H94ZM102 195V194H101ZM134 195V196H135ZM142 194H140V196H141ZM145 195H147V197H150L149 196V194H145ZM162 195H164L165 196V193L164 194H162ZM162 195H160L161 197H162ZM174 195H176V194H174ZM227 195V194H226ZM239 195H240V193H239ZM252 195H255V194H252ZM20 196H22V195H20ZM23 196H25V195H23ZM40 196H42V195H40ZM69 196V195H68ZM67 196V197H68ZM73 196V195H72ZM81 196H83V195H81ZM97 196H98V194H97ZM128 196H130V194H128ZM133 195H132V197H130V198H132L133 199V197H134ZM138 197H139V195H137ZM136 196V197H137ZM154 196V195H153ZM234 195L232 194V196L231 197H233ZM243 196H241V198H242V200H244L243 199ZM262 196V195H261ZM45 197V196H44ZM66 197V198H67ZM85 196H84V198H86ZM125 198L126 197V195L123 197V196H120L119 198H118V196H117V198H115V199H117V200H119L120 198ZM136 197H134V198H136ZM138 197H137V200H138ZM145 197V196H144ZM143 197V200L142 201H144L145 202V200H146V198H144ZM155 197V196H154ZM168 197H165V198H168ZM220 197V196H219ZM226 197V196H225ZM228 197V196H227ZM256 197V196H255ZM258 197V196H257ZM21 198H24V197H21ZM28 198V197H27ZM52 198H53V196H52ZM79 198H81V197H79ZM89 198V197H88ZM95 198V197H94ZM153 198V197H152ZM156 198V197H155ZM159 198V197H158ZM163 198V197H162ZM162 198H160V199H162ZM164 198V199H165ZM234 198V197H233ZM260 198V197H259ZM262 198H263V196H262ZM18 200H19V198H17ZM16 199V200H17ZM26 199V198H25ZM42 200L43 199H47V197L46 198H41ZM41 199H38L39 201L41 200ZM54 200L56 199L55 198V196H54V198H53ZM52 199V200H53ZM78 199V198H77ZM92 202H93V200L91 199V198H89ZM100 199V198H99ZM129 199V198H128ZM140 199H142V198H140ZM145 199V200H144ZM150 199H151V197H150ZM150 199H148V200H146V202L148 201V202H150L151 200ZM226 199V198H225ZM232 199V198H231ZM239 199V198H238ZM17 200V201H18ZM22 201H23V199H21ZM48 200V199H47ZM50 200L51 199H49V202H50ZM54 200L53 201H51L52 203H54ZM79 200V199H78ZM82 200V199H81ZM84 200V199H83ZM87 201V199H86V202L88 203V202H90V205H91V201ZM110 200V199H109ZM111 200H113V199H111ZM134 200V199H133ZM150 200V201H149ZM169 200V199H168ZM242 200H240V202H242ZM251 200V199H250ZM260 200V199H259ZM258 200V201H259ZM75 201V200H74ZM95 201V200H94ZM124 201V199L122 200V202ZM125 201H126V198H125ZM124 201V202H125ZM134 201H136V200H134ZM138 201H141V200H138ZM138 201L136 202V203H138ZM163 201V200H162ZM164 201H166V199L164 200ZM224 201V200H223ZM230 201V200H229ZM29 202V201H28ZM62 202H63V200H62ZM61 202V203H62ZM79 202H81L82 203V201H79ZM84 203H85V201H83ZM98 202V201H97ZM96 202V203H97ZM120 202V201H119ZM159 202V201H158ZM211 202V201H210ZM221 201H219V203H220ZM239 202V201H238ZM21 203H23V202H21ZM40 203H43L44 205H46L45 203H44V200H43V202L42 201H40ZM56 203V202H55ZM83 203V204H84ZM104 203V202H103ZM131 203H133L132 202V200H131ZM141 203V202H140ZM160 203V202H159ZM166 203V202H165ZM235 203V202H234ZM243 203V202H242ZM259 203V202H258ZM11 204V203H10ZM20 204V203H19ZM57 204V203H56ZM56 204H52L53 205V207H54V205H56ZM89 204V203H88ZM93 204V203H92ZM95 204V203H94ZM128 204H129V202H128ZM211 204V203H210ZM213 204V203H212ZM229 204V203H228ZM230 204H233V203H231L230 202ZM229 204V205H230ZM238 204V203H237ZM237 204H235V205H231L230 207L231 208H229L228 210H227V208H228V206H226L227 208H225L224 207V209H226L225 210V212L219 217V219H223V218H225V217H227L228 215H230L231 213H233V211L234 210H236L237 209V212H238V210L240 209V208H238L239 207V204L237 205ZM264 204V203H263ZM22 204H20V206H21ZM42 205V204H41ZM79 205V204H78ZM80 205H82V204H80ZM98 205V204H97ZM102 205V204H101ZM100 205V206H101ZM134 205V204H133ZM135 205H137V204H135ZM134 205V206H135ZM159 205V204H158ZM162 205H164V204H162ZM220 205V204H219ZM242 206L244 205V204H241ZM241 205H240V207H241ZM43 206V205H42ZM47 206V205H46ZM84 206H85V211H88V210H86V209H89L90 207L89 206H87L86 207V205L84 204V205H82V210H84L83 208H84ZM93 206V205H92ZM133 206V207H134ZM146 206H148V205H146ZM154 206V205H153ZM165 206V205H164ZM215 206H217L216 204H215ZM254 206H255V204H254ZM16 207V206H15ZM14 207V208H15ZM35 207V206H34ZM48 207V206H47ZM49 207H52L51 206V204L49 205ZM52 207V208H53ZM77 207V206H76ZM96 207V206H95ZM118 207V206H117ZM123 207V206H122ZM127 207H129V206H127ZM136 207V206H135ZM159 207H160V205H159ZM221 207V206H220ZM256 207V206H255ZM11 208H13V206L12 207H10V209ZM20 208V207H19ZM24 208V207H23ZM41 209H42V207H40ZM51 208V209H52ZM73 208V207H72ZM93 209H94V207H92ZM149 208H151L150 206H149ZM162 208V207H161ZM243 208V207H242ZM250 208H251V206H250ZM16 209V208H15ZM46 209V208H45ZM97 209H98V206H97ZM128 209V208H127ZM139 209V208H138ZM147 209V208H146ZM157 209V208H156ZM159 209V208H158ZM212 209H213V207H212ZM214 209H216V208H214ZM218 209V208H217ZM220 209V208H219ZM258 209V208H257ZM9 210V209H8ZM23 210V209H22ZM34 210H35V208H34ZM80 210V209H79ZM90 210H92V209H90ZM95 210L96 209H94L93 211H94V215L95 214H100V213H95ZM99 211H101L100 210V208L98 209ZM98 210H96V211H98ZM126 210V209H125ZM128 210H130V209H128ZM155 210V209H154ZM222 210V209H221ZM244 210V209H243ZM246 210V209H245ZM254 210H256V209H254ZM16 211H17V209H16ZM75 211V210H74ZM159 211H161V210H159ZM210 211V209H208V210H206V212H209ZM216 211V210H215ZM218 211V210H217ZM246 211H248V210H246ZM250 211H251V209H250ZM249 211V212H250ZM14 212V211H13ZM18 212V211H17ZM34 212V211H33ZM84 212V211H83ZM83 212H81V213H83ZM91 212V211H90ZM103 212V211H102ZM127 212V211H126ZM130 212V211H129ZM142 212V211H141ZM145 212V211H144ZM153 213L155 212V211H152ZM151 212V213H152ZM243 212H245V211H243ZM256 212V211H255ZM255 212H254V214H255ZM263 212H264V210H263ZM22 213H23V211H22ZM25 213H26V216H27V213H28V211L27 212H25V210H24V214L23 215H25ZM77 213H78V210H77ZM85 213V212H84ZM87 213V212H86ZM121 213V212H120ZM147 213H148V211H147ZM157 213H158V211H157ZM257 213H259V212H257ZM21 214V213H20ZM46 214V213H45ZM130 214H132V212L130 213ZM213 214H215V213H213ZM22 215V216H23ZM28 215L30 216L31 214H29L28 213ZM36 215H38V214H36ZM82 215V214H81ZM84 215V214H83ZM96 215V216H97ZM153 215V214H152ZM252 215V214H251ZM250 215V216H251ZM262 215V214H261ZM260 215V216H261ZM32 216H34V215H32ZM101 216V214L99 215V217ZM105 216V215H104ZM130 216V215H129ZM138 216H139V214H138ZM142 216H144V214L142 215ZM149 216V215H148ZM157 216V215H156ZM209 216V215H208ZM208 216H206V217H208ZM219 216V215H218ZM244 216H249L248 214H246V212H245V214H243L242 212L240 213V211H239V214H234V217L232 216L231 217V219H229V220H225L224 222H220L221 224H218V227L217 226H214L213 228V231L211 232V229H210V231L208 232L209 233V236H205L204 237V235H203V237H199V240L197 239V241H199L200 243L199 244H201L200 246H202V245H205V243H210V245L212 246V247H219V246H223V247H225V245L224 244H226V243H232L231 245H233L234 243H235V241L236 240H238V238H240L239 236V234H242V230H243V227H246L245 225H243L242 226V220H243V217ZM255 216H257V215H255ZM1 217V216H0ZM3 217V216H2ZM1 217V218H2ZM51 217V216H50ZM53 217V216H52ZM70 217V216H69ZM77 217V216H76ZM98 217V218H99ZM123 217V216H122ZM125 217V216H124ZM127 217V216H126ZM146 217V216H145ZM48 218V217H47ZM54 218V217H53ZM79 218H80V216H79ZM96 218V217H95ZM137 218V217H136ZM141 218V217H140ZM144 218V217H143ZM152 218H153V216H152ZM216 218V217H215ZM252 218V217H251ZM258 218H259V214H258ZM257 218V219H258ZM70 219H72V218H70ZM120 219V218H119ZM207 219V218H206ZM214 219V218H213ZM246 219V218H245ZM244 219V220H245ZM69 220V219H68ZM73 220V219H72ZM86 220V219H85ZM118 220V219H117ZM135 220V219H134ZM141 220V219H140ZM138 221V222H141V221ZM147 220V219H146ZM146 220H144V222L146 221ZM153 220V219H152ZM211 220V219H210ZM243 220V221H244ZM250 220V219H249ZM252 220H254V219H252ZM57 221V220H56ZM76 221H77V219H76ZM99 221V220H98ZM101 221V220H100ZM106 221V220H105ZM149 221V220H148ZM217 221H219V220H217ZM251 221V220H250ZM259 227L258 228H260V230L259 231H261V233H262V237H260V238H262L261 240L262 241H260V242H262V247H261V249L260 250H256L255 249V251H257V252H255L252 248H254L253 246H252V251H251V249H249L248 247V249H247V252H245V253H243V254H240V256L241 257H243V259L241 260V261H239L238 263L237 262H235V264H264V216L262 217V218H260L259 220ZM137 222V221H136ZM143 222V221H142ZM143 222V223H144ZM151 222V221H150ZM213 222V221H212ZM252 222V224H253V221H251ZM101 223V222H100ZM110 223H111V221H110ZM152 223V222H151ZM206 223H208V222H206ZM214 223H218V222H215L214 221ZM256 223H257V221H256ZM256 223H254V224H256ZM49 224V223H48ZM68 224V223H67ZM84 224H86V223H84ZM102 224H103V222H102ZM107 224V223H106ZM132 224V223H131ZM137 224V223H136ZM135 224V225H136ZM140 224H142V223H140ZM251 224V225H252ZM52 225V224H51ZM101 225V224H100ZM109 225V224H108ZM124 225V224H123ZM122 225V226H123ZM128 225V224H127ZM208 225H210V224H208ZM58 226V225H57ZM67 226V225H66ZM70 226V225H69ZM73 226H75V225H73ZM113 226V225H112ZM112 226H110V227H112ZM149 226V225H148ZM151 226V227H152ZM206 226V225H205ZM255 226V227H256ZM50 227V226H49ZM55 227V226H54ZM60 227V226H59ZM134 227V226H133ZM137 227H138V225H137ZM144 227V226H143ZM207 227V226H206ZM212 226H208V228H211ZM215 227H217V228H215ZM249 227V225L247 226V228ZM254 227V228H255ZM256 227V228H257ZM61 228H62V226H61ZM63 228H65V226L63 227ZM68 228V227H67ZM105 228V227H104ZM115 228V227H114ZM121 228V227H120ZM123 228H125V227H123ZM134 228H136V227H134ZM146 228V227H145ZM144 228V229H145ZM191 228V227H190ZM193 228V229H194ZM204 228V227H203ZM202 228V229H203ZM251 228V227H250ZM72 229V228H71ZM77 229V228H76ZM112 229V228H111ZM110 229V230H111ZM122 229V228H121ZM121 229H119V230H121ZM138 229V228H137ZM143 229V228H142ZM142 229L141 230H139L140 232H138V234H141L142 233ZM62 230V229H61ZM114 230V229H113ZM113 230H111V231H113ZM117 230V229H116ZM136 230V229H135ZM200 230V229H199ZM198 230V231H199ZM203 230H205V229H203ZM207 230V229H206ZM245 230V229H244ZM243 230V232H245L246 233V231H244ZM248 230V229H247ZM251 230H253V228H251ZM250 230V231H251ZM256 230V229H255ZM258 230V229H257ZM257 230H256V235H257ZM56 231V230H55ZM73 231V230H72ZM110 231V232H111ZM115 231V230H114ZM122 231H123V229H122ZM145 231H147V230H145ZM189 231V230H188ZM192 230L190 229V231L189 232H191ZM197 230H196V232H198ZM249 231V232H250ZM254 231V230H253ZM66 232V231H65ZM68 232V231H67ZM83 232V231H82ZM195 232V231H194ZM195 232V233H196ZM210 232H211V234H210ZM55 233H57V232H55ZM75 233V232H74ZM77 233V232H76ZM75 233V234H76ZM81 233V232H80ZM103 233H104V231H103ZM116 233V232H115ZM118 233V232H117ZM124 233V232H123ZM148 233V232H147ZM188 233V232H187ZM194 233V234H195ZM201 233H203V232H201ZM255 233V232H254ZM260 233V234H261ZM41 234V233H40ZM59 234V233H58ZM79 234V233H78ZM114 234V233H113ZM122 234V233H121ZM131 234V233H130ZM129 234V235H130ZM198 234V233H197ZM56 235V234H55ZM100 235V234H99ZM112 235V234H111ZM117 235V234H116ZM119 235V234H118ZM141 235H143V233L141 234ZM148 235V234H147ZM200 235V234H199ZM247 235H249V234H247ZM246 235V236H247ZM259 235V234H258ZM58 236V235H57ZM81 236V235H80ZM127 236V235H126ZM135 236H140V235H135ZM146 236V235H145ZM194 236V235H193ZM192 236V237H193ZM197 235H195L193 238L191 237V239L189 238V241L190 242H193L194 240H195V237H196ZM243 236H245V235H243ZM245 236V237H246ZM251 236H253V235H251ZM75 237V236H74ZM113 237H114V235H113ZM120 237V236H119ZM122 237V236H121ZM198 237V236H197ZM242 237V236H241ZM257 237V236H256ZM78 238V237H77ZM130 238V237H129ZM128 238V239H129ZM141 238L143 239V237L141 236ZM187 238H188V235H187ZM186 238V239H187ZM249 238V237H248ZM247 238V239H248ZM253 238H255V235L253 236ZM259 238V236H258V239H260ZM54 239H56V238H54ZM72 239H74V238H72ZM115 238H113V240H114ZM244 239V238H243ZM246 239V238H245ZM246 239V240H247ZM130 240V239H129ZM153 240V239H152ZM152 240L150 241V242H152ZM181 240H183V239H181ZM211 240V241H210ZM240 240V239H239ZM245 240V241H246ZM249 240V239H248ZM250 240H253L252 239V237H251V239ZM256 240V239H255ZM59 241V240H58ZM69 241V240H68ZM77 241V240H76ZM80 241V240H79ZM115 241H117V240H115ZM135 241V240H134ZM139 241H140V238H139ZM144 241V240H143ZM148 241V240H147ZM41 242V241H40ZM60 242V241H59ZM94 242V241H93ZM127 242H128V240H127ZM133 242V241H132ZM188 242V241H187ZM234 242V243H233ZM243 242V241H242ZM253 242H254V240H253ZM252 242V243H253ZM260 242H259V244H258V247H259V245H260ZM61 243V242H60ZM70 243V242H69ZM109 243V242H108ZM108 243H107V246H108ZM146 243V242H145ZM148 243V242H147ZM153 243V242H152ZM151 243V244H152ZM173 243H172V245H173ZM180 243V242H179ZM182 243V242H181ZM251 243V242H250ZM249 243V244H250ZM251 243V244H252ZM257 243H258V241H257ZM68 244V243H67ZM71 244V243H70ZM112 244V243H111ZM122 244H123V242H122ZM127 244H129V243H127ZM132 244V243H131ZM190 244V243H189ZM194 244V243H193ZM195 244H196V242H195ZM194 244V245H195ZM198 244V243H197ZM196 244V245H197ZM240 244H242V243H240ZM246 244H248V242L246 243ZM245 244V246H247ZM250 244V245H251ZM255 244V243H254ZM63 245V244H62ZM69 245V244H68ZM67 245V246H68ZM115 245H116V243H115ZM121 245V244H120ZM130 245V244H129ZM128 245V247H130ZM141 245H142V243H141ZM155 245V244H154ZM157 245V244H156ZM196 245H195V248L193 249L192 248V250H190L188 253H190V254H198V253H201V251H200V249L202 250V248H200V249H196V248H199V247H196ZM227 245V244H226ZM229 245V244H228ZM227 245V246H228ZM231 245H229V247L231 246ZM236 245H238V244H236ZM71 246H73V245H71ZM119 246V245H118ZM117 246V247H118ZM125 246H127L126 245V243L124 244V248H125ZM145 246H147V245H145ZM148 246H149V243H148ZM181 246H183V244H181ZM180 246V247H181ZM188 246V245H187ZM198 246V245H197ZM234 246H235V244H234ZM240 246V245H239ZM249 246V245H248ZM63 247V246H62ZM65 247H66V245H65ZM74 247H76V246H74ZM102 247V246H101ZM116 247V246H115ZM121 247V246H120ZM127 247V248H128ZM137 247H139V246H137ZM173 247V246H172ZM172 247H170L171 249H172ZM184 247V246H183ZM204 249H205V247L204 246H202ZM210 247V246H209ZM220 247V248H221ZM237 247V246H236ZM243 247H244V244H243ZM243 247H241V249L243 248ZM114 248V247H113ZM123 247H122V250L124 249ZM140 248V247H139ZM155 248V247H154ZM157 248V247H156ZM169 248V249H170ZM178 248V247H177ZM191 248V247H190ZM245 248V247H244ZM257 248V247H256ZM62 249V248H61ZM115 249V248H114ZM135 249V248H134ZM150 249H151V247H150ZM150 249H149V251H150ZM179 249V248H178ZM203 249V250H204ZM206 249H208V246H207V248ZM206 249H205V251H206ZM210 249H212V251H215L216 250V248L215 249H213V248H209L208 250H210ZM224 249V248H223ZM227 249V248H226ZM226 249H225V251H226ZM233 249V248H232ZM236 249V248H235ZM240 249V248H239ZM246 249V248H245ZM259 249V248H258ZM71 250V249H70ZM108 250V249H107ZM118 250V249H117ZM117 250H116V252H117ZM125 250V249H124ZM144 250H146V249H144ZM148 250V249H147ZM156 250V249H155ZM157 250H159V249H157ZM165 250V249H164ZM173 250V249H172ZM181 250H183V249H181ZM202 250V251H203ZM208 250H207V252H205V251H203L202 252V254H204V252H205V257H208V254L206 255V253H208ZM221 250V249H220ZM237 250H238V248H237ZM65 251H66V248H65ZM126 251H129V248L126 250ZM126 251H122L123 253H125ZM131 251V250H130ZM167 251V250H166ZM211 251V250H210ZM211 251V252H212ZM224 251V252H225ZM231 251V250H230ZM112 252H113V250H112ZM119 252V251H118ZM117 252V253H118ZM134 252V251H133ZM144 252V251H143ZM159 252H160V250H159ZM161 252H163V251H161ZM185 252L187 253V251L186 250H183V251H180V252H173V254L172 253H170L171 254V257L170 258H172V257H181L182 258V256H183V254H185ZM216 252V251H215ZM218 252V251H217ZM222 252V251H221ZM236 252V251H235ZM253 252H255V253H253ZM50 253H51V251H50ZM98 253V252H97ZM128 253V252H127ZM148 253V252H147ZM147 253H145V255L147 254ZM213 253V252H212ZM228 253V252H227ZM227 253H225V254H227ZM234 253V252H233ZM236 253H240V251H238V252H236ZM242 253V252H241ZM251 253V254H250ZM101 254V253H100ZM114 254V253H113ZM141 254H142V251H141ZM140 254V255H141ZM149 254V253H148ZM158 254V253H157ZM162 254V253H161ZM167 254H168V251H167ZM202 254H201V256H202ZM109 255H111V254H109ZM139 255V254H138ZM159 255V254H158ZM186 255V254H185ZM203 255V256H204ZM209 255H212V254H210L209 253ZM102 256V255H101ZM120 256H121V254H120ZM119 256V257H120ZM125 256V255H124ZM123 256V257H124ZM134 256H136V254L134 255ZM144 256V255H143ZM152 256V255H151ZM196 256V255H195ZM200 256V254L199 255H197V257H201ZM203 256H202V258H203ZM239 256V258H241ZM131 257V256H130ZM145 257V256H144ZM159 257V256H158ZM156 258V256H155V260L154 261H152V263L151 264H160L161 262H164V261H166V258ZM165 257H167L166 255H165ZM186 257V256H185ZM187 257H189V256H187ZM233 257V256H232ZM238 257V256H237ZM95 258V257H94ZM118 258V257H117ZM126 258V257H125ZM128 258V257H127ZM169 257H167V259H168V261H169V259H170ZM230 258V257H229ZM88 259V258H87ZM90 259V258H89ZM143 259V258H142ZM214 260H215V257L213 258ZM213 259H211L210 258V260L212 261ZM238 259V258H237ZM115 260H117V259H115ZM133 260V259H132ZM139 260V259H138ZM141 260V259H140ZM147 260V259H146ZM174 260V259H173ZM198 260H199V258H198ZM198 260H194V258H193V260L192 261H198ZM201 260V259H200ZM199 260V261H200ZM203 260V259H202ZM205 260H207V259H205ZM217 260V259H216ZM216 260H215V262H216ZM229 260V259H228ZM97 261V260H96ZM114 261V260H113ZM131 261V260H130ZM143 261H145L144 259H143ZM142 261V262H143ZM175 261H176V259H175ZM187 261V260H186ZM199 261H198V264H201V263H199ZM42 262V261H41ZM47 262V261H46ZM92 262V261H91ZM99 262V261H98ZM136 262V261H135ZM140 262V261H139ZM214 262V261H213ZM40 263V262H39ZM93 263V262H92ZM123 263V262H122ZM138 263V262H137ZM141 263V262H140ZM145 263V262H144ZM167 263V262H166ZM171 263V262H170ZM169 263V264H170ZM173 263H174V261H173ZM172 263V264H173ZM182 263V262H181ZM204 263V262H203ZM224 263V262H223ZM90 264V263H89ZM104 264V263H103ZM110 264V263H109ZM115 264H117V263H115ZM163 264H165V262L163 263ZM168 264V263H167ZM183 264V263H182ZM194 264H197V262L196 263H194ZM210 264V263H209ZM218 264H219V262H218Z\"/></svg>", "mask_w": 264, "mask_h": 264}, {"label": "rangeland", "instance_id": "obj_2", "mask_svg": "<svg viewBox=\"0 0 264 264\" xmlns=\"http://www.w3.org/2000/svg\"><path fill=\"white\" fill-rule=\"evenodd\" d=\"M39 1V0H38ZM38 1H37V3L36 2H33V3H36V5H37V7L39 6L40 8H41V6H42V8H43V6L45 5V4H47L49 1H51V0H48V1H46V0H40L39 2V4H38ZM73 1V0H72ZM82 1H84L88 6L86 7V5H85V3L84 2H82ZM77 0V2H76V0H74V3L73 2H71L73 5H71V8L72 9H74V10H76V11H78V12H76V11H74V10H72V14H71V10L69 11V10H67V11H69L70 12V14H69V12H67V11H62V13H61V16L63 17V19H64V21H65V23H64V25L61 27V30L63 31V37H64V35L66 36L64 39H63V41L65 42V44H66V42H67V46L70 44V48H74V51H73V49H70V50H72L71 52H72V55H75L74 53H76L77 51H78V49H80V47H81V44L83 45H85V41H83L84 40V37H82V35H83V30H86V28L88 29L91 25H93L94 23L93 22H96V20H98V17H99V14H100V11H101V8H102V6H103V4H104V0ZM90 3V5H89V3ZM91 1H93V2H91ZM96 1V2H95ZM80 2V3H79ZM96 4H95V3ZM98 2H100V4L98 3ZM33 3H31L30 5L28 4L27 6H29L28 8H27V6H26V8H27V10H26V8H24V10H26V12L24 11L23 13V15H24V17L23 18H21L22 16H19L20 18H17L15 21L14 20H10V23H9V21H8V26H10V28L7 26L6 27V30H4V33H5V35H4V33H2V34H0V78H2L1 80L3 81V82H7V83H10V88H11V92H10V94L11 95H16V96H11V95H9V93H8V96H11V98H13L12 100L13 101H11V99H10V97H9V101L8 100H6V99H8V98H6V97H4L3 96V100L4 101H2V97H0L1 98V103L0 104H2V102L3 103H5L6 104V102H7V104L9 103L10 104V102L13 104V105H9L10 107V109L7 107V105L5 106V104H4V106L5 107H7V110L5 111V109L3 108L4 106L3 105H1V107L0 108H3V110L2 109H0V121H2V122H0V129H2L1 130V132H0V216L2 217H0V264H115V263H117V264H151L152 263V261H154L158 256V258H166V261H164L165 262V264H169L170 262V264H172L173 263V261H174V263L173 264H194V263H196L197 262V264H198V261H199V263H201V264H218V262H219V264H235V262H239V261H241L242 259H243V257H241L240 256V254H243V253H245V252H247V249L249 248V249H251L252 248V246L254 247V248H252L254 251H255V249L258 251V250H260L261 249V247H262V242H260V241H262L261 239L262 238H260V237H262V233H261V231H259L260 230V228H258L259 226V219L260 218H262L263 216H264V212H263V210H264V191H261V190H259V192H258V190H255V189H251L250 190V188H249V190H248V192H250V198H248V200L246 199V197L244 198V194L247 192V191H244L243 192V190L241 189V187H240V185H238L239 187H236L237 185H235V184H237L236 182L234 183V182H232L233 184H231L229 181L231 180V181H236L237 179H238V177H240L241 175V173H240V171H243L242 172V174H245L244 173V171L246 172V173H249V172H255V171H257V170H260V169H262V168H264V167H262V166H264V159H262L261 161H257V159H256V156L254 157V155H250L249 153H247L246 152V154H244L243 152H240L239 154H238V152L237 151H239V150H236V152H235V150H232V149H230L231 151H234L233 153H234V155L235 156H233L232 154L231 155H228V156H232V158L231 159H233V160H231L230 158H228V156L227 157H225V159L226 158H228V159H226V164L228 165V163L230 164V165H228V167H226L227 165L225 164V159L224 160H220V162L222 163H218L217 161H219V160H214V161H212L211 162V165L213 166V169H214V167H216V169L215 170H212V171H204L203 169H201L202 167L199 165V163L202 161V159H200L201 161H199V159H198V162L199 163H197L196 161H195V163L197 164V167H195L194 166V164L195 163H193L192 165H191V163L190 164H187L186 165V167L185 168H187L189 165H190V168H192V167H195V169L193 168V170L191 171V174H189L190 176H191V178H190V176H188L187 177V179L186 178H184L183 180H178L179 182L181 181V184H182V182H184V183H186L187 181H189V180H191V179H198L199 181H202L203 183H204V181L206 180V179H210L207 183H206V181H205V184L206 185H204L203 183H202V185H201V182H199L198 183V185L197 186H192V187H190V188H187V189H185L184 191L183 190H180V191H183V192H180L179 191V189L178 188H180V187H178L177 189H178V191H176L177 189H176V187L177 186H180L181 184H179L178 183V181H173V180H171V181H169V179L168 178H158V177H154V176H152V177H148V175H150V174H152L153 173V171H151L152 170V165L150 166L149 164H148V162H149V159H148V161L146 160L147 159V157H145L144 159H141L140 157H142V156H133L132 154L134 153V151H136V149L137 148H135L136 147V145H134V148L132 147V150H134V151H132V153H131V151H128V150H126V153H124L125 154V156H124V154H122V156H121V154H119L118 156H116V154H114V153H116V150H117V147H115V145H117V144H115V140L117 141L116 143H118V145H120L121 143V141L123 140L124 141V139L126 140L128 137H126V136H131L132 135V133L131 132H133V133H135L136 132V130H137V127L141 124V122H143V120L144 119H146L147 118V114L150 112V110L153 108V109H156V108H154V106H155V103H154V101L151 99V101H150V96H149V94H148V91L146 92V91H142V90H144V88H145V90H148V89H150L149 88V85H151L150 87H153L154 85L156 86L157 84H159V83H161V82H163V80H164V78L162 77V76H160V78H158V77H156V72H154V70L156 71L157 69H156V67H154V68H152L151 69V71H152V76H153V74H154V77H153V79L155 80V77L157 78L156 80H155V82H154V80L153 79H151L150 80V83H149V81L148 82H146V80H145V78L143 79L142 77L140 78V75H139V77H137V76H135V74H133L134 73V70H132L131 68H125V70L127 69V70H129L130 72H128V71H124L123 73H121L122 75L125 73V74H128V77H127V80L129 81V77H130V79H132L133 77V79L131 80V81H133V82H131V83H129L127 80V82H128V84H127V82L126 81H124L126 78H125V75L124 76H121V74H119V75H117V77L116 76H108L109 78L108 79H106L105 78V76H103L102 74H98L97 73V75H95L94 74V71H90V74L88 73L89 71L88 70H90V69H88L89 68V65H91L92 64V60L91 59H89V58H91L92 56H94V55H89V56H86V57H89L88 59L85 57V56H79L78 58H77V56H72V55H70V54H68L69 56H72L71 58L69 57H67L66 56V54L67 53H70V52H68V51H70V50H68V48H66V45H64V42L62 43L63 45H61L60 43H57V44H54L52 47H51V49H50V53H49V55L51 54V56H48V59H46L45 60V64L43 63V65H42V67H40V68H43V66H47V68H43V71H45V72H41V71H37V70H40L39 69V67H37V68H34L33 70H32V72H33V74H34V77L35 78H33L32 79V76H33V74H32V76H31V73L32 72H29V75L31 76V78H30V76L28 75V73L27 74H25V76L27 75V76H29V77H27V79L24 77L23 78V80H24V83H22V84H20L21 82H23V80H22V78L20 79V80H18V81H21V82H18L17 80V83L16 82H13L14 84H12L13 86H15V85H17V86H15V87H11V82H12V80L15 78L14 76H17V75H15L16 73H18L19 74V72H18V70H20L21 69V66L22 65H20L22 62H24V57L22 58V59H19V58H21V57H18V55H16V53L18 52L17 50H19L20 49V45L19 44H21L22 43V39H23V37L25 36L24 34L27 32H29V37H27V41L26 42H28V43H26L25 44V48H24V50H27V53L29 52V50L32 48L31 46L34 44V41L36 40V38H38L37 37V35H39V32L37 31V30H35L34 31V29H35V27L36 26H38L39 24H40V22H41V20L38 18V17H33L35 14L36 15H38V14H40V12H39V10H40V8L38 9L37 7H36V5L34 4L33 5V7H30V6H32V4ZM44 3V4H43ZM82 3V4H81ZM92 3H94V4H92ZM42 4V5H41ZM76 4V5H75ZM82 6V8L80 7V5ZM94 5H96V6H94ZM92 6H94V9H93V7ZM77 7H79L82 11L80 12V9H78ZM98 7V8H97ZM29 8H31V9H29ZM34 10H33V9ZM42 8H41V10H42ZM84 8V9H83ZM88 9V11H86V9ZM90 8V9H89ZM38 11H37V10ZM30 12H32V13H34L33 15H32V13L31 14H29V16L31 17H29V16H27V13H30ZM33 10V11H32ZM36 10V11H35ZM40 10V11H41ZM64 10V9H63ZM90 10V11H89ZM92 11V12H91ZM35 12H37V13H35ZM39 12V13H38ZM77 14H76V13ZM87 12V13H86ZM90 12V13H89ZM42 13H46V12H42ZM40 14L41 16L43 15V14ZM65 15H64V14ZM74 13V14H73ZM80 13V14H79ZM67 14V15H66ZM69 14V15H68ZM35 15V16H36ZM40 15H38L39 17H41ZM71 15V16H70ZM75 15V16H74ZM66 17V18H65ZM78 17V18H77ZM21 19L22 20H24V23H23V21H21ZM28 19H30L29 20V22H28V20H27V22H25L26 20ZM37 19H39L40 20V22H39V20H37ZM66 19V20H65ZM70 19V20H69ZM84 19V20H83ZM68 20V21H67ZM76 20V21H75ZM20 21V23H16V22H19ZM34 21H35V23H34ZM69 21H71V22H69ZM15 22V23H14ZM21 22H22V24H24L25 26H22V24H21ZM13 23H14V25H13ZM25 23H27V24H25ZM37 23H38V25H37ZM69 23H70V25H69ZM17 24V25H16ZM19 24L21 25V27L19 26ZM77 24V25H76ZM66 25V26H65ZM12 26L14 27V28H12ZM27 27V28H26ZM34 27V28H33ZM64 27V28H63ZM85 27V28H84ZM26 28V29H25ZM8 29V30H7ZM10 29H12V30H10ZM29 29V31H27ZM33 29V30H32ZM18 30V31H17ZM23 30H25V31H23ZM127 30H128V28H127ZM127 30H122V29H120V30H118V32L116 31L115 33H120L121 31H127ZM3 31V30H2ZM9 31V32H8ZM11 31H12V34H11ZM14 31H16V32H20V34L18 35V33H16V32H14ZM79 31V32H78ZM120 31V32H119ZM26 33V34H27ZM34 34L33 36L31 35L30 36V34ZM36 33H38V34H36ZM82 33V34H81ZM10 34V35H9ZM15 34V35H14ZM114 34V33H113ZM14 35V36H13ZM17 35V36H16ZM36 35V36H35ZM16 36V37H15ZM21 36V37H20ZM23 36V37H22ZM2 37V38H1ZM14 37V38H13ZM36 37V38H35ZM62 37V38H63ZM108 37L111 39V37H112V34L111 35H108ZM7 38H9V39H7ZM80 39V40H79ZM181 39H183V40H181ZM32 40V41H31ZM71 40V41H70ZM180 40L181 41H179L178 39H177V43H181V42H184L185 43V41H186V43H188V45H190V41H191V45L192 44H194V43H196L195 42V40H193V38L191 39V40H189V42H187V40L186 39H184V38H180ZM3 41V42H2ZM19 41V42H18ZM62 41V40H61ZM193 41H194V43H193ZM14 42V43H13ZM76 42V43H75ZM108 42V43H107ZM17 43H19V44H17ZM32 43V44H31ZM72 43V44H71ZM77 43H78V47L76 48V47H73V46H77ZM108 45H107V44ZM111 42L110 41H108V40H106L105 42H104V40H103V44H102V41H101V44H99L100 46V51H103V49H102V47L104 48V47H108L106 50H110V46H111V44H110ZM7 44V45H6ZM30 44V45H29ZM106 44V45H105ZM3 45H4V47H3ZM19 47H18V46ZM22 45V44H21ZM26 45L28 46V48L26 47ZM80 45V46H79ZM84 45L82 46V47H84ZM65 46V47H64ZM62 47H64V49H62ZM81 47V48H82ZM15 48V50H16V52H14V49ZM16 48H19V49H16ZM195 48V47H194ZM6 49V50H5ZM65 49H67V53H65ZM77 49V50H76ZM102 49V50H101ZM198 49V48H197ZM24 50H23V53H24V55L25 54H27V53H25L24 52ZM64 50V53H65V55H63L64 53H62V51ZM75 50H76V52H75ZM105 50V48H104V51H106ZM118 50H120V49H117V50H115L116 51V53H115V51H114V55L115 54H119V52H121V50L120 51H118ZM200 52H202L203 51V49H201L200 50V48L198 49ZM12 51L14 52L13 54H12ZM61 51V52H60ZM54 52V53H53ZM96 52V51H95ZM98 52H99V50H98ZM113 52V51H112ZM10 53V54H9ZM204 53V52H203ZM52 54H53V56H52ZM58 54V55H57ZM92 54H94V53H92ZM97 54V53H96ZM110 55H108V56H111V52L109 53ZM12 55V56H11ZM14 55V56H13ZM23 55V56H24ZM113 55V57L111 56V58H116L118 55H116V56H114ZM15 56H17L18 58H15ZM64 56H66L69 60H71V61H69L66 57H64ZM2 57V58H1ZM3 57H4V59H3ZM51 57V58H50ZM62 57V58H61ZM126 57H128L127 59H126ZM126 57H124L125 58V60L127 61V60H129V62L131 61V59H130V57L129 56H126ZM10 58H11V60H12V63L10 62L11 60H10ZM25 58H26V56H25ZM50 58V59H49ZM77 60H76V59ZM81 58V59H80ZM82 58H84V59H82ZM110 58V57H109ZM15 61H14V60ZM52 59H54L53 61H52ZM66 59V60H65ZM85 59H86V61H85ZM10 60V61H9ZM17 60H20L19 61V63L20 64H18V67H17V64L16 63H18L17 62ZM47 60H48V62H47ZM60 62H59V61ZM66 61H68V63L66 62ZM74 61H76V62H74ZM79 61H83L82 63L81 62H79ZM89 61V62H88ZM108 61H110V59H106V61H104L106 64H108ZM52 64H51V63ZM70 62H72V64L70 63ZM79 62V63H78ZM85 62V63H84ZM87 62V63H86ZM104 62H102V67H103V64L105 65V63ZM123 61H121V63H122ZM129 62H126V64H125V66H127V67H131V65L129 66V64H132V62L131 63H129ZM15 63V64H14ZM46 63H47V65H46ZM53 63H54V65H56V67H54L53 66ZM62 63H64L65 65H66V63L67 64H69L68 66L66 65H64V64H62ZM76 63V64H75ZM89 63V64H88ZM125 63V62H124ZM128 63V64H127ZM11 64H13V68H14V66H16V68H14V71H15V74H13V69H11L12 67H11V65L9 66V65ZM23 64V63H22ZM61 64V66H59ZM81 64H83V65H81ZM120 63H118V65H116V64H111V65H109V67L107 66V67H104L105 68V70H104V68H103V72H107V71H109V70H107V69H111L112 67L114 68V67H118V66H120L119 65ZM41 65H39V66H41ZM50 67H49V66ZM51 65H52V67L54 68V70H52V68H51ZM65 66V68H63L64 66ZM75 65V66H74ZM76 65H77V68H75L76 67ZM78 65H79V67H78ZM81 65V66H80ZM88 65V66H87ZM93 65V64H92ZM8 66V67H7ZM73 68H72V67ZM83 66H85V67H83ZM100 66V65H99ZM5 67V68H4ZM9 67H11L9 70H8V68ZM50 69H49V68ZM60 67V68H59ZM87 67V68H86ZM3 68H4V70H3ZM18 68V70L16 71L15 69H17ZM57 68V69H56ZM62 68V69H61ZM67 68H69V70H67ZM35 69H37V70H35ZM47 69V70H46ZM60 69V70H59ZM73 69H80V70H78V72H76V71H72ZM87 69V70H86ZM35 70V71H34ZM42 70V69H41ZM49 70V71H48ZM55 70H57V71H55ZM58 70H59V72H58ZM62 70V74L65 76V73L68 75V73H69V71H71L70 72V74L72 73V74H76V75H72V76H74V77H70V76H65V77H63V75L60 73V71ZM8 72V73H5V72ZM12 71V72H11ZM53 71H55V73H53ZM65 71V72H64ZM68 71V72H67ZM80 71V72H79ZM82 71V72H81ZM132 71H133V73H132ZM36 72H38V73H36ZM41 72V73H40ZM49 72H51V73H53V74H55V75H53V76H56V74H61V76L64 78V80H63V78L59 75V76H57V77H60L58 80H60V82L54 77V79H53V77H52V74L51 73H49ZM85 72V73H84ZM3 73L5 74L4 76H3ZM42 73H43V75H42ZM46 73H48V74H51L50 76H51V81H50V77H46V75L47 76H49L48 74H46ZM129 73L130 74H132V75H130L129 76ZM13 74V75H12ZM36 74V75H35ZM39 74H41V76L39 75ZM46 74V75H45ZM82 74V78H81V75ZM79 75V76H78ZM85 75H86V77H85ZM37 76H38V78H37ZM42 76H45L47 79H43L42 78V80H43V83H42V81L40 80L41 79V77ZM78 76V77H77ZM90 76V77H89ZM93 76V77H92ZM97 76V77H96ZM120 76H121V78L122 77H124L122 80L123 81H120L121 80V78H120ZM67 77H69V78H67ZM96 77V79H95V81H93L94 80V78ZM107 77V76H106ZM118 79V78H120V79H118L117 81H119V84H118V82L116 81V78ZM135 77H137V78H135ZM162 77V78H161ZM5 78H7L8 80H6ZM11 78H13V79H11ZM65 78H67L66 79V81L68 80V79H70V80H72V78H73V80H75L74 81V83L76 82V84L75 85H73V87L71 86L72 85V83L71 82H73V81H71L70 82V80H68L67 82H68V84H67V82L65 81ZM76 78H79V79H77L76 80ZM102 78V79H101ZM105 78V79H104ZM110 78H115V79H111L110 80ZM138 78H140L139 80H140V82H139V80H137ZM11 80V82H10V80ZM30 79V81H27V80H29ZM40 80L39 81V83L37 84L36 83V80ZM48 79H49V81H48ZM56 79V80H55ZM81 79V80H80ZM85 79V80H84ZM135 79V80H134ZM141 79H143V80H141ZM158 79H159V83H158ZM161 79H163L162 81H161ZM34 80V81H33ZM47 80V81H46ZM52 80H53V82H54V80H55V83H53L52 82ZM88 80V81H87ZM104 81L105 82V80H107V82H108V80H109V83H108V85H113V82H115L114 83V85L112 86L113 88H117V89H113V92H111V90H109L111 93H113L114 94V90H115V94H114V96L115 97H117L118 98V94H119V96L122 98V100L121 101H123V99H127V100H125V101H123L122 102V104L124 105H122L120 102L119 103H117L118 101V99H116V98H113L114 96H113V94L111 95V93L109 92V91H106V90H104V92L106 93H103V92H101V95H102V97L104 98V95H105V98H109L108 96H109V94L111 95L110 97H112V98H110V105L108 104V106H106V108L104 107V112L102 111L101 112V110L103 109V107H99L98 108V106L94 109V115H89V114H85L86 112L85 111H80L79 112V110H76L75 111V109L73 110L72 108L75 106L74 104H76V101H77V103H78V101L80 100V99H82V98H79V96L81 97L82 95H79L78 96V93L79 94H82V93H80V90H79V92H77L78 91V89H81V90H83V86H85V88H84V91H83V96L82 97H85V96H87V95H90L91 93H96V92H98V91H100L99 89H100V87H101V85L100 84H104V82H102V81ZM9 81V82H8ZM58 83H57V82ZM62 81H64L65 83H63ZM78 81H80V83H83V84H85L86 82H87V84H85V85H83V84H81L80 85V83H77ZM81 81H83V82H81ZM92 81V82H91ZM111 81H113L112 83H111ZM134 81H138L139 82V85L141 86V87H138L137 85H138V82L135 84L134 83ZM145 81V83H143ZM6 82H5V84H6ZM31 82V83H30ZM34 82V83H33ZM38 82V81H37ZM41 82V83H40ZM50 82V83H49ZM95 82V83H94ZM107 82H105V84L107 85ZM121 82V83H120ZM123 82H125V84L123 83ZM25 83H29L28 84V86L30 85H34V84H36V85H34V86H36L35 88L37 89V88H39L38 89V91H32V86L30 87H28L27 88V86H26V84ZM49 83V84H48ZM133 83H134V85H133ZM142 85H141V84ZM156 83V84H155ZM24 84V86H22ZM51 84H53V85H51ZM57 85L58 84V86H56V87H59L60 88V86H61V88L59 89V88H51L50 90V92H49V90H47V88H50L49 86H54V85ZM60 84V85H59ZM62 84H64L63 86H62ZM65 84H67V86L68 87H70L71 86V88L72 89H70V88H68V87H66V89H64L65 88ZM104 84V85H105ZM115 84H118V85H115ZM130 84H132V87H131V85ZM145 84V85H144ZM149 84V85H148ZM152 84H154L153 86H152ZM22 86V90L23 91H25V92H23V91H21L20 89V87ZM38 85H39V87H38ZM44 85V86H43ZM79 85V86H78ZM92 85V86H91ZM100 85V86H99ZM121 85V86H120ZM122 85L125 87H128L130 90H127L126 89V87H125V90L123 91L122 89L124 88V87H122ZM128 85V86H127ZM146 85H148V87L146 86ZM19 86V87H18ZM34 86H33V89H35L34 88ZM40 86L42 87L41 89L42 90H40ZM48 86V87H47ZM97 86H99V87H97ZM114 86H116V87H114ZM130 86V87H129ZM144 86V88H142ZM24 87V88H23ZM46 87V88H45ZM77 87H80V88H78L77 89ZM87 87V88H86ZM134 87V88H133ZM16 89V92L18 91L19 92V94L17 95V94H15L16 92H15V89ZM17 88H18V90H17ZM31 88V89H30ZM75 88H76V90H75ZM89 88V89H88ZM94 88H96V89H98V90H95ZM136 88V89H135ZM13 89V90H12ZM26 89V90H25ZM35 89V90H36ZM53 89H55L57 92H59V94H57V92L55 91V90H53ZM65 91H64V90ZM69 89L70 90H72L73 92H74V95L73 94H69L70 92L71 93H73L72 91H69ZM86 89H88V90H86ZM118 89L121 91V93H127L128 91H132V92H128L127 94H128V96L126 95V93L124 94V95H126L125 97H123L124 95L123 94H121L120 93V91L118 92ZM138 89V90H137ZM28 90H29V94H31L32 92L34 93H32V95L30 96L29 94H28ZM46 90V91H45ZM62 90V91H61ZM66 90H68L69 92H67ZM85 90H86V93H85ZM93 90V91H92ZM135 90L136 91H138V93L137 94H135L134 92H135ZM42 91V92H41ZM43 91H45L44 93H43ZM62 92V98H61V92ZM63 91H64V93L65 94H67V95H69V96H71L72 98H74V97H76L77 99H72V101H71V97H68L67 98V95L65 96V94H63ZM90 91V92H89ZM92 91V92H91ZM134 91V92H133ZM141 91H142V93H141ZM23 92V93H22ZM31 92V93H30ZM47 92V93H46ZM67 92V93H66ZM82 92V91H81ZM109 92V93H108ZM116 92H117V94H116ZM43 93V95H41V94ZM53 93V94H52ZM88 93V94H87ZM90 93V94H89ZM103 93V94H102ZM142 94V96H140V98L138 97L139 96V94ZM28 94V95H27ZM38 94H40V97H39V95L37 96ZM48 94V96L46 97V95ZM51 94L54 96V95H56V96H54V98L56 97V99H57V101H55L56 99H53V96H51ZM77 94V95H76ZM130 94V95H129ZM145 94H146V98H145ZM33 95H34V97H33ZM85 95V96H84ZM134 95H135V97H136V99L138 100V102H137V100L135 99V97H134ZM5 96H7V95H5ZM7 96V97H8ZM25 96H27V97H25ZM37 96V97H36ZM78 96V97H77ZM107 96V97H106ZM131 96V97H130ZM133 96V97H132ZM147 96H149L148 97V99H147ZM17 97H20L19 99H21L22 101H24V102H26V99L25 98H28L27 100V102H26V104H24V105H26V106H24L23 105V103L24 102H20L21 100H19ZM34 99H33V98ZM44 97V98H43ZM50 97V98H49ZM52 97V98H51ZM63 97H65V99L63 98ZM119 97V99H121ZM129 97V98H128ZM24 98V99H23ZM32 98V100H34V101H32V100H30ZM37 98V99H36ZM47 98V99H46ZM60 98V99H59ZM70 98V100H66V99H69ZM38 99L40 100V102L42 101H44V100H49V101H47L46 103H42V105L44 104H47V105H41V103H40V105L42 106H40L39 104H37V103H39V102H37L36 104H35V102L36 101H38ZM42 99V100H41ZM54 100L56 103H57V106H59L58 108L55 106L56 105V103L55 102H53L52 100ZM79 99V100H78ZM112 99V100H111ZM113 99L114 100H116V101H114L112 104H111V102L113 101ZM141 99H143V102H142V100L140 101ZM58 100H59V102H58ZM60 100H61V103H62V100H65V102L67 101H69V105H68V103H65L64 101H63V103H64V105H63V107H65L66 105L67 106H70V108L71 109H68L67 111H66V109H67V107L65 108V111L63 110V109H61V107H62V105L60 104ZM136 100V101H135ZM148 101V102H147ZM28 102H29V105H30V103H31V105H30V107L28 106ZM32 102H34V103H32ZM45 102V101H44ZM54 104H53V103ZM71 102H75V103H73V105L74 106H72V104H71ZM133 102H135V103H141L142 102V104H140L141 106H134V105H136L135 103H133ZM18 103H22L21 105H23L22 107L23 108H21L20 106V104H18ZM62 103V104H63ZM117 103V104H116ZM125 103H126V106H128V108L125 106ZM145 103H148L149 104V106H152L151 108L150 107H148L149 108V110H148V108H147V105L148 104H146V106H145ZM150 103L152 104V105H150ZM58 104H60V105H58ZM118 104H120L119 106H118ZM127 104H129V105H127ZM137 104V105H138ZM20 105V106H19ZM32 105H34L35 107H36V110H32ZM117 105V106H116ZM122 105V106H121ZM130 105H131V107H130ZM133 105V106H132ZM143 105V106H142ZM39 106H40V108H39ZM109 106H111V107H109ZM15 107L17 108V109H15ZM27 107H29V108H27ZM35 107H33V109L35 108ZM38 107V108H37ZM51 107V109L54 111V112H58L60 109H61V111L63 112H61L60 114H59V118H58V113L60 112H58L57 114H54V112L51 110V109H49ZM62 107V108H63ZM108 107V108H107ZM116 108L115 110L113 109V108ZM119 107H120V109H119ZM124 109V111H122L123 109ZM135 107H137V109L139 108V110H137V109H134ZM143 107V109L144 110H142V109H140V108H142ZM156 107V106H155ZM20 108L22 109V110H20ZM27 110V111H29L28 109H30L31 111V113H36L38 110V112L36 113V114H38V113H40L43 109H49L50 110V112H53V114H54V116H56L57 115V117H56V119H57V121H56V119H53V120H55L56 121V123H53L52 121V123H51V125H49V126H44V127H46V128H48L49 129V127H50V129H51V127H52V129L54 128V130H56V131H52V130H47L46 128L44 129V127H41L42 125H40V124H38V123H36V122H33V121H28V120H26L28 117L29 118H31V117H33V115L32 114H27L26 112L27 111H25V109ZM55 108H57V109H59V110H56ZM75 108V107H74ZM102 108V109H101ZM120 110H118V109ZM129 109V110H127V109ZM131 108H133V109H131ZM8 109H9V112H8ZM12 109V110H11ZM40 109H41V111H40ZM106 109H112V110H110V111H108V113H106L107 112V110ZM122 109V110H121ZM172 109H175V106L172 108ZM2 110V111H1ZM11 110V111H10ZM73 110V111H72ZM106 110V111H105ZM114 110V111H113ZM127 110V111H126ZM139 111V112H137V111ZM145 110H147L146 112H145ZM176 110V109H175ZM174 110V111H175ZM17 113H16V112ZM32 111H36V112H32ZM69 111H71V112H69ZM100 111V112H99ZM112 111H113V113H112ZM122 111V112H121ZM143 111V112H142ZM178 111V110H177ZM7 113L8 112V115H14L13 116V119L11 118L12 116H8L9 118V120L7 119V116L5 117L3 114L4 113ZM25 112L27 115V117L25 116V117H20L23 113ZM79 112L80 114H82L83 112H84V116L83 115H80L79 113L77 114V113ZM125 112V113H124ZM128 112H130V114L128 113ZM134 113L135 114V117L136 116H140L138 119H137V117L135 118L134 116H132V115H134V114H132V113ZM137 112V113H136ZM208 112V111H207ZM5 113V114H6ZM11 113V114H10ZM16 113V114H15ZM24 113V114H25ZM67 113V114H66ZM99 113V114H98ZM101 113V114H100ZM102 113L103 114H105V116H106V118H105V116L104 115H102ZM124 113V114H123ZM126 113H128L127 115L129 116H127L126 115ZM36 114H34V115H36ZM65 114L66 115V117L65 116H63V115ZM72 114V115H71ZM73 114H75V116H73ZM77 114V115H76ZM97 114V116H95ZM116 114V115H115ZM122 114H123V116H122ZM132 114V115H131ZM141 114V115H140ZM60 115H62V117L60 116ZM67 115H68V117L73 121L74 120V123H71L70 121V124L71 125H69V122H64V123H62L63 121V119L62 118H66V120H68V118H67ZM100 115H101V117H100ZM111 117H110V116ZM120 115V116H119ZM130 115L132 116V117H130ZM143 115V116H142ZM149 115V114H148ZM23 116V115H22ZM31 116V117H30ZM73 116V117H72ZM89 118V119H91V121H89V119L87 120L86 118L87 117ZM114 116V117H113ZM119 116L120 117V119H117V117ZM127 116V118H131V122H129L130 120H128L127 121V119L125 118ZM4 117H5V121H4ZM20 117V118H19ZM60 117H61V119H60ZM78 117H80V118H78ZM91 117V118H90ZM104 117V118H103ZM108 117L109 118H111V120H113V119H115V117H116V119L115 120H113V122H116V121H118L119 123H120V125H119V123L118 122H116L117 123V125L116 126H113V125H115V124H113L112 125V123L113 122H111V120L110 119H108ZM118 117V118H119ZM21 118H25V119H23L24 121V123L22 122V124H24V125H21L20 123H19V120L18 119H21ZM28 118V119H29ZM72 118H74V119H72ZM75 118H77V119H75ZM81 118H83V119H81ZM96 118V119H95ZM113 118V119H112ZM124 118V119H123ZM132 118L134 119L133 121V125H134V123H135V125H136V127H134L132 124L130 125V123H132ZM78 119L80 120H82V121H78ZM86 119V120H85ZM95 119V120H94ZM101 119H104V120H102L101 121ZM137 119V120H136ZM141 121H140V120ZM6 120L8 121V122H10V123H8V122H6ZM62 122H61V121ZM77 120V121H76ZM84 120H85V122H84ZM94 120V121H93ZM99 120V121H98ZM109 120V121H108ZM122 122H121V121ZM20 121H22V119L20 120ZM28 121V122H27ZM54 121V122H55ZM65 121V120H64ZM88 121V122H87ZM93 121V122H92ZM123 121H124V123H123ZM125 121H127V123L125 122ZM81 124H80V123ZM83 122V123H82ZM89 122H91V124L92 125H95V127L93 126V128L95 129H97L99 132H97V130H94V129H92L91 127H92V125H89L90 123ZM94 122H97V123H95V124H93ZM109 122H111V123H108ZM17 123H19V124H17ZM57 123L59 124V123H61V124H59V125H57ZM77 123V124H76ZM79 123V124H78ZM89 123V124H88ZM100 123V124H99ZM103 123V124H102ZM105 123H107V124H105ZM129 123V124H128ZM3 124H5V125H3ZM9 124V125H8ZM55 124V125H54ZM62 124H64V125H62ZM82 124H85V127H82ZM86 124H87V126H86ZM1 125H3V127L1 126ZM10 125H12V127L11 128H13L12 130H13V134L14 135H12L11 134V137H9L10 139H8L7 141L5 140V138H8V136L6 135L7 133H11V129H10ZM29 125L31 126V127H29ZM66 125H68V126H71V127H69L70 129V133H69V130L67 129V126ZM74 125V127H72ZM76 125H78L77 126V130L75 129L76 127ZM80 125H81V127H80ZM90 127H89V126ZM98 125V126H97ZM112 126V127H116L117 129L116 130H118V129H121L122 130V132H121V130H120V132L119 131H116L115 130V128H113V132L115 133V134H117V135H115L114 133H113V135L114 136H112V137H114V138H110V139H108V143H110L111 142V139H113L112 141L114 142V144H113V146H112V148H111V145H108V143L106 142L104 145H103V147H100V149L98 150L99 152H103V153H105V155L110 159V160H112V161H110V163H109V159L106 157V159H105V157H101V159L104 161V162H102V160L101 159H98V158H100V157H97V158H92V157H90L89 156V154H90V152L89 151H85L83 148H82V145H81V143H82V139L85 137V135H87V134H89V136H90V134H92L91 133V131L93 130V134L95 133V134H102V135H100V136H104V135H106L108 138L112 135H108V132H107V130H106V126ZM119 125V126H118ZM130 125V126H129ZM5 126H7L6 128H4ZM19 126V127H18ZM28 127V128H23V127ZM40 126V128H41V131H40V129H38L37 127H39ZM59 126V127H58ZM61 126V127H60ZM84 126V125H83ZM102 126V127H101ZM104 126V127H103ZM119 128H118V127ZM79 127H80V129H79ZM112 127H110V129L112 128ZM123 127H125V129L127 130V131H125V129H123ZM7 128H9L10 129V131H7V133H6V131L5 130H7ZM23 128V129H22ZM33 128H35L36 129V131H34L35 133H33V129L31 130V129ZM59 128L61 129V130H59ZM64 128V129H63ZM72 128H74V129H72ZM82 128H85V130L84 129H82ZM87 128V129H86ZM88 128L91 130V131H88ZM100 128V129H99ZM109 127H107V129H108ZM134 128H136V129H134ZM148 128V130L150 129V127L148 126L147 127ZM147 128H144V129H146L147 130ZM5 129V130H4ZM26 129V131H24ZM28 129V130H27ZM34 129V130H35ZM38 129V130H37ZM45 131H44V130ZM58 129V130H57ZM79 129V130H78ZM102 129V130H101ZM142 130V131H144V132H142L141 134H146L145 132H147L146 130ZM4 130V131H3ZM30 130H31V132H30ZM44 132H43V131ZM68 132H67V131ZM125 132H124V131ZM129 130L131 131L130 133H129ZM20 131V132H19ZM22 131V132H21ZM83 132V133H81V132ZM88 131V132H87ZM135 131V132H134ZM5 132V133H4ZM27 132V133H26ZM36 132L38 133V132H40V134L38 133V135H41V132H42V134H43V136L44 137H42L41 139H37L38 137L40 138V136H38L37 138H36ZM57 132V133H56ZM60 132V133H59ZM86 132H87V134H86ZM150 130L147 132V134L146 135H144V137L142 136V138H140L142 141H140V139L138 140V142L140 141V143L141 142H144V140H145V138L147 139L148 137V135H149V137L151 136V134H150ZM3 133L6 135H3ZM28 136V137H30V140L32 139L33 141L32 142H34L32 145L35 147V149L34 150H32L31 149V147H33L32 145H31V143H29L27 140H29V139H26V137L27 136H24L25 134ZM51 134L52 133V135L53 136H55L56 137V139H55V137H53V136H49L48 135V137L49 138H47V135H45V134ZM65 133H67V134H65ZM105 133V134H104ZM121 133V134H120ZM128 133H129V135H128ZM69 134V135H68ZM79 134H81V135H79ZM120 134V135H119ZM131 134V135H130ZM9 135V134H8ZM22 135V136H21ZM30 135V136H29ZM61 135V136H60ZM68 135V136H67ZM79 135V136H78ZM84 135V136H83ZM120 136V138L122 139L123 137V135H125V137L120 141V142H118V140H120L119 139V136ZM3 136L5 137L4 139H3ZM10 136V135H9ZM64 136V137H63ZM88 136V135H87ZM86 136V137H87ZM106 136H104L105 138H107ZM23 137H25V140H24V142H27V143H25V145L27 146V148H26V146L24 147V146H22V144H19L20 142L22 143V138ZM83 137V138H82ZM85 137V138H86ZM115 137H116V139H115ZM117 137H118V140H117ZM51 138V139H50ZM70 138V139H69ZM34 139L36 140V141H34ZM42 139H46V140H42ZM47 139H48V141H47ZM49 139L50 140H52V141H49ZM149 139V138H148ZM11 140V141H10ZM19 140H22V141H20L19 142ZM37 140L39 141L38 143H40V144H37ZM42 140V142L43 141H45V142H40ZM80 140H81V142H80ZM110 140V141H109ZM5 141V142H4ZM10 141V142H9ZM49 142V144L47 145V142ZM24 142H23V145H24ZM59 142V143H58ZM113 142H111V143H113ZM140 143H137V145L138 144H140ZM5 144H9V146L10 147H8L7 145H5ZM42 144H45V145H43V148H42ZM52 144V145H51ZM38 145H41L40 147L38 146ZM55 145H57V147L55 146ZM79 145V146H78ZM16 146V147H15ZM17 146H19V147H17ZM22 146V147H21ZM29 146H31V147H29ZM46 146V149L44 148ZM107 146H108V148H107ZM6 149H8V150H6ZM14 147V148H13ZM25 149H24V148ZM37 147H39V148H37ZM71 148V150H70V148ZM105 147V148H104ZM110 147V148H109ZM113 147H115V151H114V149H113ZM18 148V149H17ZM4 149V150H3ZM10 149V150H9ZM15 149H17V150H15ZM22 149V151H20ZM25 151H24V150ZM48 149V150H47ZM65 149V150H64ZM76 149V150H75ZM103 149V150H102ZM5 150H6V152H5ZM13 150H15V151H17V153H15V151L13 152ZM18 150H19V154L20 153H22V156H21V154L18 156V161H16V158L17 157H15L16 156V154L18 155ZM27 150L30 152V153H32L31 155L35 158V159H31V155L29 156V155H27L25 152H27ZM46 152H45V151ZM111 150V151H110ZM227 150V149H226ZM226 150L224 151V152H226ZM229 150V151H230ZM7 151H8V153L10 154V152L9 151H12L11 153H13V154H10V156L8 157V155L9 154H7ZM40 153H39V152ZM48 151H50V152H48ZM69 151V152H68ZM72 151V152H71ZM108 151V152H107ZM110 151V152H109ZM114 151V152H113ZM127 151H128V153L130 154V155H132L133 156V158H136V161H137V164H138V167H140V166H145L146 167V165H147V167L148 168H150L149 170H150V172H152V173H150L149 172V170H148V168H147V170H146V168H145V171L143 172V170H144V167H142L143 168V170L141 171L142 172V174L139 172V169L141 170V168H139V169H137L138 167H136L137 166V164L136 163H134V165L133 166H135V168L134 167H132L131 168V170H133V169H135L136 171L134 172V170H133V172L131 171H126L125 172V174L123 173V172H120V174H115L114 176H109V175H107V165L109 164V166L110 165H113V164H116V163H118V162H120V161H122L121 160V158L123 159V156L126 158H128V157H132V156H130L128 153H127ZM228 151V150H227ZM29 152H27L28 154H29ZM35 152V153H34ZM44 153L45 155V157L43 156V154L42 153ZM53 152V153H52ZM67 152V153H66ZM106 152H107V154H109V155H107L106 154ZM113 152V153H112ZM15 153V154H14ZM34 153V154H33ZM38 153L39 154H42L41 156H43V157H41V158H43V159H39V157L40 156H38L37 157V155H38ZM59 153H60V155H59ZM86 153V154H85ZM111 153H112V155H111ZM206 153V152H205ZM214 153V152H213ZM213 153H212V155H213ZM241 153H243L242 154V157H241ZM7 154V155H6ZM72 154V155H71ZM88 154V155H87ZM201 155L199 156L198 155V157L197 158H201V156H202V154L203 153H200ZM206 154H208V153H206ZM206 154H203V156H202V158L204 157H206ZM209 154L211 155V153L209 152ZM208 154V155H209ZM248 154H249V156H248ZM6 155V156H5ZM12 155V156H11ZM13 155H14V158H15V160H14V158H13ZM23 155H24V157H23ZM78 155V156H77ZM87 155V156H86ZM111 155V156H110ZM127 155V156H126ZM129 155V156H128ZM160 155H162V154H160ZM160 155L158 156L159 157V160L161 159V158H163V155H164V158H167V156L165 157V154H163L161 157H160ZM211 155V156H212ZM237 155L239 156V158L237 157ZM244 155H247L245 158H247V159H245V161H243L244 159H242L243 157H244ZM27 156V157H26ZM81 156V157H80ZM112 156H113V158H112ZM115 156V157H114ZM120 156V157H119ZM211 156H207L206 158L208 159L209 157H211ZM250 156H252L251 158H250ZM30 157V159H29V161H28V158ZM55 157V158H54ZM57 157V158H56ZM87 157V158H86ZM117 157H119V159L117 158ZM151 156H149L148 158H150ZM168 157H170V156H168ZM254 157V158H253ZM24 158V159H23ZM62 158V159H61ZM83 158V159H82ZM124 158V159H125ZM137 158H138V160L140 161H138L137 160ZM143 158V157H142ZM153 158H156V156H152V161H155V162H152V161H150V162H152L151 164H153V165H156V163H157V161H159V160H157V159H155V160H153ZM205 158V159H206ZM235 158H238V159H235ZM258 159H261V157L259 158V156L257 157ZM20 159V160H19ZM53 159V160H52ZM82 159V160H81ZM90 159V160H89ZM98 159V160H97ZM113 159H114V161H113ZM196 159V158H195ZM194 159V160H195ZM36 160H37V162H36ZM52 160V161H51ZM63 160H64V162H63ZM84 160V161H83ZM93 160H96V161H93ZM102 162V164H101V162ZM105 160H108V161H105ZM115 160H116V163H113V162H115ZM119 160V161H118ZM157 160V161H156ZM235 160H237V161H235ZM238 160H242L243 161V163H242V161L241 162H238ZM248 160V161H247ZM13 161H15V162H13ZM21 161V162H20ZM28 161V162H27ZM33 161V162H32ZM52 163H51V162ZM53 161H55L54 163H53ZM88 161V162H87ZM99 161V162H98ZM142 161H144V162H142ZM146 161H147V164H145L146 163ZM203 161H204V159H203ZM258 163H257V162ZM17 162H18V164H17ZM24 163V165H22L23 163ZM35 162V163H34ZM91 162V163H90ZM94 162V163H93ZM98 163V165L96 164V163ZM143 164H142V163ZM209 162V161H208ZM208 162H206V163H208ZM220 165V166H216L215 164H217V163ZM247 162H249V164H247ZM262 163V164H259V163ZM15 163V164H14ZM33 163H34V165H33ZM40 163V164H39ZM69 164V166H66L65 168H63V165L64 164ZM107 163V164H106ZM112 163V164H111ZM141 163V164H140ZM204 162H201V164H203ZM233 163H235L234 165H233ZM238 163H241V164H239L238 165ZM136 164V165H135ZM246 164V165H245ZM14 165V166H13ZM38 165V166H37ZM90 165V166H89ZM223 165H226V166H224L225 167V169L226 168H228V172H229V174H228V172H225V171H227V169L224 171V167H223V169H221L222 168V166ZM236 165H238L239 166V169H238V166H236ZM247 166V167H245V166ZM261 165V166H260ZM32 166V167H31ZM51 166V167H50ZM58 166V167H57ZM60 166V167H59ZM87 166L89 167V168H87ZM200 166V167H199ZM229 166H231L230 168H229ZM232 166H234V167H232ZM250 166V167H249ZM48 167V168H47ZM85 167V168H84ZM98 167V168H97ZM102 169H101V168ZM105 167V168H104ZM155 167V166H154ZM219 167H221L220 169L223 171H221L220 169H219ZM241 167V168H240ZM245 169H244V168ZM260 167H262V168H260ZM20 168V169H19ZM57 168H59V170H57ZM68 168H70V169H68ZM198 168V169H197ZM218 168V169H217ZM231 168H235V170H233V169H231ZM246 168H248V169H246ZM251 168H252V170H251ZM56 171H55V170ZM65 169V170H64ZM68 169V170H67ZM72 169V170H71ZM89 169V170H88ZM104 169V170H103ZM106 169V170H105ZM158 169V168H157ZM237 169H238V171H237ZM242 169V170H241ZM43 170H45V171H43ZM47 170V171H46ZM50 170V171H49ZM82 170V171H81ZM230 170H231V172H233V171H235L236 173H238L239 172V174H238V176H236V174H234L235 172H233L232 174H230ZM249 170V171H248ZM53 171H55V172H53ZM59 171H63L62 173H63V175L62 176H60V173L61 172H58ZM64 171H65V173H64ZM71 171V172H70ZM154 171H156V170H154ZM194 171V172H193ZM203 171V172H202ZM214 171H215V173H214ZM216 171H218V172H216ZM51 172H52V174L53 175H55L54 176V179H53V175L51 176ZM69 173L68 174V176H67V173ZM80 172V173H79ZM137 172L139 173L138 175L139 176H136L137 175ZM147 172H149V174L147 173ZM200 172H201V174H200ZM210 172V173H209ZM61 173V174H62ZM87 173V174H86ZM95 173V174H94ZM212 173V181H211V174ZM225 173V174H224ZM50 174V176H48V175ZM129 174V175H128ZM133 174H135V177H134V175ZM143 174H145L146 176V178L147 179H151V181L150 180H146V185H145V183H143V184H141V185H137V187L136 186H133V180L131 181V180H127V176H128V179L133 175V177L134 178H137L138 180H141L142 178H143V180H144V175ZM148 174V175H147ZM219 174H220V176H219ZM222 174H223V176H222ZM69 175H71L70 177H69ZM76 175V176H75ZM88 175H90V176H88ZM94 175V176H93ZM102 175V176H101ZM140 175H142V176H140ZM205 175V176H204ZM208 177H207V176ZM229 175V176H228ZM233 175H235V176H233ZM240 175V176H239ZM251 174H247V178L250 176ZM46 176H48V177H51V178H47ZM60 176V178L61 177H64L63 179L61 178V179H59L58 177ZM105 176V177H104ZM120 176V177H119ZM122 176H124V177H122ZM194 176V177H193ZM197 176V177H196ZM225 176V177H224ZM233 176V177H232ZM252 176V175H251ZM65 177H66V179H65ZM69 177V178H68ZM76 177H77V180H76ZM81 177H84V178H81ZM87 177H89L90 179H92V181L94 180V179H100V181H98L95 185L96 186H98V187H96L94 184L92 185L91 183H93V182H91L90 184L92 185V186H94V188L93 187H91V185L88 183L89 181H91V180H86L85 178H87ZM119 177V178H118ZM133 177H131V178H133ZM139 177V178H138ZM193 177V178H192ZM200 177V178H199ZM204 179H203V178ZM207 177V178H206ZM215 177H216V180H220V182L219 181H216L215 180ZM220 178V179H217V178ZM224 177V178H223ZM231 179H230V178ZM236 177V178H235ZM44 178L46 179H48L50 182L51 181H60L61 180V182H57L58 184H55L54 183V181H53V183L51 182V183H49L50 184V186H49V184H48V187H47V183L49 182L48 180V182L46 181V184H44L45 183V181H44ZM117 178V179H116ZM154 178H156V180L154 179ZM202 178V179H201ZM234 178L236 179V180H234ZM250 178V177H249ZM56 179V180H55ZM74 179L76 180V182L77 181H79V183L77 184V186H81V187H86L85 186V184H86V182L89 184H86V185H88V186H90L91 187V189H89V190H92L93 191V193H91L92 191H88V186L86 187V188H81V187H79V189L81 188V189H84V190H82V191H78V192H76L77 190H79V189H77V188H75L76 187V184H75V181H74ZM80 179H81V181L83 182V180L82 179H84V183L85 184H83L82 182H80ZM108 179V180H107ZM158 179V180H157ZM159 179H161L162 181L163 180H167L165 183H164V181H163V183L165 184L164 186H161V185H163L161 182L162 181H160ZM201 179V180H200ZM225 180V184L227 183V182H229L231 185H228V183L225 185V184H223L222 183V181H224ZM41 180V181H40ZM62 180H63V182H62ZM115 180V181H114ZM116 180H118L119 181V183L121 182V184H119V183H117L118 181H116ZM155 182H154V181ZM214 180V181H213ZM239 180V179H238ZM237 180V181H238ZM38 181H40L39 182V184L40 183H42V181H44V183H43V185L41 184V187L42 188H40L38 185L39 184H37L38 183ZM72 181V183L73 184H75V185H73L72 183H70V184H68V182H71ZM74 181V182H73ZM150 181V182H149ZM173 181V182H172ZM186 181V182H185ZM253 181V180H252ZM123 182V183H122ZM126 182H128V183H130V184H128V183H126ZM152 182H154V187H153V185H150ZM157 182H159V184L157 183ZM175 182H177L178 184H176ZM210 182V183H209ZM216 182V183H215ZM217 182L220 184H217ZM60 183V184H59ZM81 183V184H80ZM100 183V184H99ZM126 183V184H125ZM148 183V184H147ZM161 183V184H160ZM209 183V184H208ZM212 183V184H211ZM33 184V185H32ZM34 184H37L36 186L34 185ZM56 185V187L57 188H55V186L54 185ZM68 184V185H67ZM83 184V185H82ZM111 184V185H110ZM114 184V185H113ZM117 184V185H116ZM123 184V185H122ZM129 186H128V185ZM158 184V185H157ZM171 185V188H172V186H174L173 187V189L172 190H169L168 188H170V187H168V185ZM186 184H188V183H186ZM200 184V185H199ZM208 184V185H207ZM238 184H239V182H238ZM44 185H46V186H44ZM59 185V186H58ZM63 185V186H62ZM64 185H67V187L68 186H71V187H73V189L71 188V187H68V188H64L65 186ZM73 185V186H72ZM116 185V186H115ZM126 185V186H125ZM142 185L144 186H146V187H142ZM149 185V186H148ZM167 185V186H166ZM206 187H204V186ZM209 185H211V186H209ZM219 187H218V186ZM221 185H223V186H221ZM235 185V186H234ZM30 186H31V188H30ZM38 186V187H37ZM125 186V187H124ZM139 186V187H138ZM159 186H161L160 188H159ZM167 187V189H166V187ZM209 186V187H208ZM225 186V187H224ZM228 188H227V187ZM47 187V188H46ZM59 187V188H58ZM128 187H131L132 188V191H131V188H129V190L127 189ZM148 187V188H147ZM159 189H158V188ZM194 187V188H193ZM202 187V188H201ZM221 187V188H220ZM231 187V189L229 190V188ZM32 188H33V191H32ZM34 188H35V190H34ZM45 188V189H44ZM50 188V189H49ZM71 188V189H70ZM94 190H93V189ZM116 188V189H115ZM119 188V189H118ZM121 188V189H120ZM125 188V189H124ZM141 188V189H140ZM144 189V191H143V189ZM145 188H147L148 189V191L145 189ZM193 188V189H192ZM196 188H198V189H196ZM199 188H201V190H199ZM217 188V189H216ZM233 188H234V190H233ZM30 189V190H29ZM37 189H38V191H39V189H42V190H40L39 191V193L37 192ZM43 189L45 190V191H43ZM69 189L70 190H72L71 192L69 191ZM86 189V190H85ZM97 189V190H96ZM124 189V190H123ZM134 189H136V190H138V189H140L139 191H137L136 193H138L137 195H139V197L137 196V195H135V192L134 191H136V190H134ZM151 189H153V190H151ZM156 189H158V190H156ZM162 189H164V190H162ZM165 189H166V191H168L167 193L169 194V192L170 191H172V193H173V195H171V196H169L168 197V195H167V193H166V191H165ZM176 189V190H175ZM227 189V190H226ZM238 189V190H237ZM241 189V190H240ZM61 190V191H60ZM68 190V192H66ZM74 190H75V192H76V195H74L75 194V192H74ZM113 190L115 191V192H113ZM127 190V191H126ZM149 190H151L152 192H149ZM161 192H160V191ZM194 190V191H193ZM211 190H215L216 192H222L221 194L219 193V195L217 196L218 198H217V202H218V204L215 202H213V199H212V197L211 198H209L207 201V203H205V206H203V208L205 209V207H206V209H205V214L204 215H206V216H208V217H206V216H204V223L202 224V222H201V225L199 224L198 225V227L196 228H194V227H192V226H190L189 227V229H186V231H184V233L181 235L182 237H180L179 239H177V241H175L174 243H173V245H172V243L170 244V246L169 247H165V248H158V241H157V239H156V236H155V238L154 237H152V238H150L151 237V235L153 236V234H152V232H153V230H152V228H153V226L151 225V224H153V223H156L157 222V218H158V220H159V218L161 217V215H162V213L165 211L164 210V208H167V206L169 205L168 203H170L169 201L171 200V197L172 198H174V197H177V196H180V195H182V194H184V195H188V194H192V192L195 194V193H206V192H208V191H211ZM224 190V191H223ZM232 190V191H231ZM252 190L254 191L255 190V192H253L252 193ZM29 191H32V192H34L35 191V193L37 192L38 194H40V193H44V194H40V195H42V196H40V195H36L35 193L33 194L32 192H30L29 193ZM60 193H59V192ZM83 191H88L89 192V194L90 195H93V194H96V195H94V196H90L88 193V197L89 198H91L92 200H93V202L88 198V197H86V195L84 194V193H80V192H83ZM95 191H97L96 193H95ZM122 191H124V192H122ZM129 191V193H127ZM141 191V192H140ZM142 191L144 192V195H143V193H142ZM146 191L148 192V193H146ZM153 191H154V193H153ZM163 191H165V192H163ZM176 191V192H175ZM203 191H206V192H203ZM228 191V192H227ZM47 194H46V193ZM49 192V193H48ZM64 192V193H63ZM71 193V194H68V193ZM72 192H73V194H72ZM122 192V193H121ZM134 192V193H133ZM155 192H159V194H157V193H155ZM175 192V193H174ZM232 192V193H231ZM234 192V193H233ZM237 192V193H236ZM241 192L243 193V194H241ZM246 193V194H249V193ZM257 192V193H256ZM19 193V194H18ZM51 193L53 194V195H51ZM112 193V194H111ZM165 193V196L164 195H162V194H164ZM171 192H170V194H172ZM180 193V194H179ZM229 193V194H228ZM239 193H240V195H239ZM263 193V194H262ZM18 194V195H17ZM30 194V195H29ZM32 194H33V196H32ZM97 194H98V196H97ZM102 194V195H101ZM111 194V195H110ZM128 194H130V196H128ZM140 194H142L141 196H140ZM145 194H149V196L151 197V199H150V197H147V195H145ZM174 194H176V195H174ZM227 194V195H226ZM232 194L234 195L233 197H231L232 196ZM252 194H255V195H252ZM20 195H22V196H20ZM23 195H25V196H23ZM34 195H36L35 196V198H34ZM69 195V196H68ZM73 195V196H72ZM81 195H83V196H81ZM126 195V201H125V198H120L119 200H117L120 196H125ZM132 195L134 196V197H138V200H141V201H138L137 200V197L136 198H134L133 197V199L134 200H136V201H134L132 198H130V197H132ZM156 197H154V196ZM160 195H162V197L160 196ZM184 195H182V196H184ZM263 196V198H262V196ZM45 196V197H44ZM52 196H53V198H54V196H55V200L52 198ZM68 196V197H67ZM84 196L86 197V198H84ZM117 196H118V198H117ZM145 196V197H144ZM220 196V197H219ZM226 196V197H225ZM228 196V197H227ZM241 196H243V199L244 200H242V198H241ZM256 196V197H255ZM258 196V197H257ZM21 197H24V198H21ZM28 197V198H27ZM46 198L47 197V199L45 200V199H43L44 200V203L48 206H46V205H44L43 203H40V201H42L43 202V200L41 199V198ZM67 197V198H66ZM79 197H81V198H79ZM95 197V198H94ZM143 197L144 198H146V200H148V199H150L149 201L150 202H146V200H145V202L144 201H142L143 200ZM153 197V198H152ZM159 197V198H158ZM165 197H168V198H165ZM260 197V198H259ZM17 198H19V200L17 199ZM26 198V199H25ZM79 200H78V199ZM100 198V199H99ZM115 198H117V199H115ZM129 198V199H128ZM140 198H142V199H140ZM160 198H162V199H160ZM166 199V201H164L165 199ZM226 198V199H225ZM232 198V199H231ZM239 198V199H238ZM18 201H17V200ZM21 199H23V201L21 200ZM38 199H41L40 201L38 200ZM49 199H51L50 200V202H49ZM54 200V203H52L51 201H53ZM82 199V200H81ZM84 199V200H83ZM86 199H87V201H91V205H90V202H86ZM110 199V200H109ZM111 199H113V200H111ZM124 199V201L122 202V200ZM169 199V200H168ZM251 199V200H250ZM260 199V200H259ZM62 200H63V202H62ZM75 200V201H74ZM95 200V201H94ZM131 200H132V202L133 203H131ZM163 200V201H162ZM224 200V201H223ZM230 200V201H229ZM240 200H242V202H240ZM259 200V201H258ZM29 201V202H28ZM79 201H82V203L81 202H79ZM83 201H85V203L83 202ZM98 201V202H97ZM120 201V202H119ZM138 201V203H136ZM160 203H159V202ZM211 201V202H210ZM219 201H221L220 203H219ZM239 201V202H238ZM21 202H23V203H21ZM57 204H56V203ZM62 202V203H61ZM97 202V203H96ZM104 202V203H103ZM128 202H129V204H128ZM141 202V203H140ZM166 202V203H165ZM230 202L231 203H233V204H230ZM235 202V203H234ZM259 202V203H258ZM11 203V204H10ZM22 204L21 206H20V204ZM86 205V207L87 206H89L90 208L89 209H86V210H88V211H85V206H84V210H82V205H84V204ZM93 203V204H92ZM95 203V204H94ZM211 203V204H210ZM213 203V204H212ZM230 205H229V204ZM239 204V207L238 208H240L239 210H238V212H237V209L236 210H234L233 211V213H231L230 215H228L227 217H225V218H223V219H219V217L225 212V210L226 209H224V207L225 208H227L226 206H228V208H227V210L229 209V208H231L232 206L231 205H235V204ZM43 206H42V205ZM51 204V206L53 207V205L52 204H56V205H54V207L52 208V207H49V205ZM79 204V205H78ZM80 204H82V205H80ZM98 204V205H97ZM102 204V205H101ZM135 204H137V205H134ZM160 205V207H159V205ZM162 204H164V205H162ZM215 204L217 205V206H215ZM220 204V205H219ZM237 204V205H238ZM241 204H244L243 206L241 205ZM254 204H255V206H254ZM93 205V206H92ZM101 205V206H100ZM146 205H148V206H146ZM154 205V206H153ZM240 205H241V207H240ZM13 206V208H11L10 209V207H12ZM16 206V207H15ZM35 206V207H34ZM77 206V207H76ZM96 206V207H95ZM97 206H98V209L100 208V210L101 211H99L98 209H97ZM118 206V207H117ZM123 206V207H122ZM127 206H129V207H127ZM134 206V207H133ZM149 206L151 207V208H149ZM221 206V207H220ZM231 206V207H230ZM250 206H251V208H250ZM17 209V211H16V209ZM20 207V208H19ZM24 207V208H23ZM40 207H42V209L40 208ZM73 207V208H72ZM92 207H94V209H96V210H98V211H96L95 210V213L97 212V213H100L101 214V216L99 217V215L100 214H95L94 215V209L92 208ZM162 207V208H161ZM212 207H213V209H212ZM243 207V208H242ZM34 208H35V210H34ZM46 208V209H45ZM52 208V209H51ZM88 208V207H87ZM130 209V210H128V209ZM139 208V209H138ZM147 208V209H146ZM157 208V209H156ZM159 208V209H158ZM214 208H216V209H214ZM218 208V209H217ZM220 208V209H219ZM258 208V209H257ZM9 209V210H8ZM23 209V210H22ZM80 209V210H79ZM90 209H92V210H90ZM126 209V210H125ZM155 209V210H154ZM208 209H210V211L209 212H206V210H208ZM222 209V210H221ZM244 209V210H243ZM248 210V211H246V210ZM250 209H251V211H250ZM254 209H256V210H254ZM24 210H25V212H27L28 211V213L29 214H31L30 216L28 215V213H27V216H26V213H25V215H23L24 214ZM75 210V211H74ZM77 210H78V213H77ZM159 210H161V211H159ZM216 210V211H215ZM218 210V211H217ZM230 210V209H229ZM14 211V212H13ZM22 211H23V213H22ZM34 211V212H33ZM85 213H84V212ZM91 211V212H90ZM103 211V212H102ZM127 211V212H126ZM130 211V212H129ZM142 211V212H141ZM145 211V212H144ZM147 211H148V213H147ZM152 211H155L154 213L152 212ZM157 211H158V213H157ZM239 211H240V213L242 212L243 214H245V212H246V214H248L249 216H244L243 217V220H242V226L243 225H245L246 227H243V230L244 231H246V233L245 232H243V230H242V234H239L240 236V238H238V240H236L235 241V246H234V244L233 245H231L232 243H226L227 245L229 244V245H231L230 247H229V245L227 246L226 244H224L225 245V247H221V246H219L218 248L217 247H212L211 245H210V243L208 244V243H205V245H202V246H204L205 247V249L207 248V246H208V249L209 248H213V249H215L216 248V252L215 251H212V249H210V250H208V249H206V251H205V249L202 247V246H200L201 244H199L200 242L199 241H197V239L199 240V237H203V235H204V237L207 235V236H209V231H210V229H211V232L213 231V227L214 226H217L218 227V224H221L222 222H224L225 220H229V219H231V217L233 216L234 217V214L236 215V214H239ZM243 211H245V212H243ZM250 211V212H249ZM256 211V212H255ZM81 212H83V213H81ZM87 212V213H86ZM121 212V213H120ZM132 212V214H130ZM152 212V213H151ZM254 212H255V214H254ZM257 212H259V213H257ZM21 213V214H20ZM46 213V214H45ZM213 213H215V214H213ZM36 214H38V215H36ZM82 214V215H81ZM84 214V215H83ZM138 214H139V216H138ZM144 214V216H142ZM153 214V215H152ZM252 214V215H251ZM258 214H259V218H258ZM262 214V215H261ZM23 215V216H22ZM32 215H34V216H32ZM97 215V216H96ZM105 215V216H104ZM130 215V216H129ZM149 215V216H148ZM157 215V216H156ZM219 215V216H218ZM251 215V216H250ZM255 215H257V216H255ZM261 215V216H260ZM51 216V217H50ZM54 218H53V217ZM70 216V217H69ZM77 216V217H76ZM79 216H80V218H79ZM123 216V217H122ZM125 216V217H124ZM127 216V217H126ZM146 216V217H145ZM152 216H153V218H152ZM48 217V218H47ZM96 217V218H95ZM99 217V218H98ZM137 217V218H136ZM141 217V218H140ZM144 217V218H143ZM216 217V218H215ZM252 217V218H251ZM70 218H72V219H70ZM120 218V219H119ZM207 218V219H206ZM214 218V219H213ZM229 218V219H228ZM258 218V219H257ZM69 219V220H68ZM76 219H77V221H76ZM86 219V220H85ZM118 219V220H117ZM135 219V220H134ZM141 219V220H140ZM147 219V220H146ZM153 219V220H152ZM211 219V220H210ZM253 221V224H252V222L250 221ZM252 219H254V220H252ZM57 220V221H56ZM99 220V221H98ZM101 220V221H100ZM106 220V221H105ZM141 221V222H138V221ZM144 220H146L145 222H144ZM149 220V221H148ZM217 220H219V221H217ZM110 221H111V223H110ZM137 221V222H136ZM144 223H143V222ZM152 223H151V222ZM156 221V222H155ZM213 221V222H212ZM214 221L215 222H218V223H214ZM256 221H257V223H256ZM101 222V223H100ZM102 222H103V224H102ZM206 222H208V223H206ZM221 222V223H220ZM49 223V224H48ZM68 223V224H67ZM84 223H86V224H84ZM107 223V224H106ZM132 223V224H131ZM137 223V224H136ZM140 223H142V224H140ZM254 223H256V224H254ZM52 224V225H51ZM101 224V225H100ZM109 224V225H108ZM124 224V225H123ZM128 224V225H127ZM136 224V225H135ZM208 224H210V225H208ZM252 224V225H251ZM58 225V226H57ZM67 225V226H66ZM70 225V226H69ZM73 225H75V226H73ZM113 225V226H112ZM123 225V226H122ZM137 225H138V227H137ZM149 225V226H148ZM154 225V224H153ZM207 227H206V226ZM214 225V226H213ZM249 225V227L247 228V226ZM258 227H257V226ZM50 226V227H49ZM55 226V227H54ZM60 226V227H59ZM61 226H62V228H61ZM65 226V228H63ZM110 226H112V227H110ZM136 227V228H134V227ZM144 226V227H143ZM152 226V227H151ZM208 226H212L211 228H208ZM257 228H256V227ZM68 227V228H67ZM105 227V228H104ZM115 227V228H114ZM123 229V231H122V229ZM123 227H125V228H123ZM146 227V228H145ZM204 227V228H203ZM217 227H215V228H217ZM253 228V230H251V228ZM255 227V228H254ZM72 228V229H71ZM77 228V229H76ZM112 228V229H111ZM138 228V229H137ZM143 228V229H142ZM145 228V229H144ZM194 228V229H193ZM205 229V230H203V229ZM62 229V230H61ZM113 230V231H111V230ZM117 229V230H116ZM119 229H121V230H119ZM136 229V230H135ZM142 229V233H143V235H141V234H138V232H140L139 230H141ZM190 229L192 230L191 232H189L190 231ZM200 229V230H199ZM207 229V230H206ZM248 229V230H247ZM257 230V235H256V230ZM56 230V231H55ZM73 230V231H72ZM145 230H147V231H145ZM152 232H151V231ZM189 230V231H188ZM196 230L198 231V232H196ZM251 230V231H250ZM66 231V232H65ZM68 231V232H67ZM83 231V232H82ZM103 231H104V233H103ZM111 231V232H110ZM196 233H195V232ZM250 231V232H249ZM55 232H57V233H55ZM76 234H75V233ZM81 232V233H80ZM116 232V233H115ZM118 232V233H117ZM124 232V233H123ZM148 232V233H147ZM188 232V233H187ZM201 232H203V233H201ZM211 232H210V234H211ZM255 232V233H254ZM41 233V234H40ZM59 233V234H58ZM79 233V234H78ZM114 233V234H113ZM122 233V234H121ZM131 233V234H130ZM195 233V234H194ZM198 233V234H197ZM261 233V234H260ZM56 234V235H55ZM100 234V235H99ZM112 234V235H111ZM117 234V235H116ZM119 234V235H118ZM130 234V235H129ZM148 234V235H147ZM151 234V235H150ZM200 234V235H199ZM247 234H249V235H247ZM259 234V235H258ZM58 235V236H57ZM81 235V236H80ZM113 235H114V237H113ZM127 235V236H126ZM135 235H140L139 237L138 236H135ZM146 235V236H145ZM187 235H188V238H187ZM195 236V235H197L196 237H195V240L193 241V242H190L189 241V238L191 239V237L192 236ZM243 235H247L246 237L245 236H243ZM251 235H255V238H253V236H251ZM75 236V237H74ZM120 236V237H119ZM122 236V237H121ZM141 236L143 237V239L141 238ZM191 236V237H190ZM193 236V237H194ZM242 236V237H241ZM257 236V237H256ZM258 236H259V238L260 239H258ZM78 237V238H77ZM130 237V238H129ZM192 237V238H193ZM249 237V238H248ZM251 237H252V239L254 240V242H253V240H250L251 239ZM54 238H56V239H54ZM72 238H74V239H72ZM113 238H115L114 240H113ZM130 240H129V239ZM139 238H140V241H139ZM187 238V239H186ZM244 238V239H243ZM247 240H246V239ZM153 239V240H152ZM154 239L157 241H154ZM181 239H183V240H181ZM240 239V240H239ZM256 239V240H255ZM61 242H59V241ZM69 240V241H68ZM77 240V241H76ZM80 240V241H79ZM115 240H117V241H115ZM127 240H128V242H127ZM135 240V241H134ZM144 240V241H143ZM148 240V241H147ZM152 240V242H150ZM246 240V241H245ZM41 241V242H40ZM94 241V242H93ZM133 241V242H132ZM188 241V242H187ZM211 241V240H210ZM243 241V242H242ZM257 241H258V243H257ZM71 244H70V243ZM109 242V243H108ZM122 242H123V244H122ZM146 242V243H145ZM149 243V246H148V243ZM180 242V243H179ZM182 242V243H181ZM195 242H196V244L198 245H196L195 244ZM248 242V244H246ZM252 244H251V243ZM259 242H260V245H259V247H258V244H259ZM69 245H68V244ZM107 243H108V246H107ZM112 243V244H111ZM115 243H116V245H115ZM126 243V245L127 246H125V248H124V244ZM127 243H129V244H127ZM132 243V244H131ZM141 243H142V245H141ZM152 243V244H151ZM190 243V244H189ZM196 245V247H199V248H196V249H200V248H202V250L203 251H205V252H207V250H208V253H206V255L208 254V257H205V252H204V254H202V250L200 249V251H201V253H198V254H190V253H188L190 250H192V248L194 247L195 248V245ZM240 243H242V244H240ZM251 245H250V244ZM255 243V244H254ZM63 244V245H62ZM121 244V245H120ZM155 244V245H154ZM157 244V245H156ZM181 244H183V246H181ZM236 244H238V245H236ZM243 244H244V247L246 248H244L243 247ZM245 244L247 245V246H245ZM65 245H66V247H65ZM68 245V246H67ZM71 245H73V246H71ZM119 245V246H118ZM128 245L130 246V247H128ZM145 245H147V246H145ZM188 245V246H187ZM240 245V246H239ZM249 245V246H248ZM63 246V247H62ZM74 246H76V247H74ZM102 246V247H101ZM116 246V247H115ZM118 246V247H117ZM121 246V247H120ZM137 246H139V247H137ZM173 246V247H172ZM181 246V247H180ZM210 246V247H209ZM237 246V247H236ZM261 246V247H260ZM115 249H114V248ZM122 247L125 249H123L122 250ZM129 248V251H126L128 248ZM150 247H151V249H150ZM155 247V248H154ZM157 247V248H156ZM170 247H172V249L170 248ZM179 249H178V248ZM191 247V248H190ZM221 247V248H220ZM241 247H243L242 249H241ZM248 247V248H247ZM257 247V248H256ZM62 248V249H61ZM65 248H66V251H65ZM135 248V249H134ZM170 248V249H169ZM193 248V249H194ZM224 248V249H223ZM227 248V249H226ZM233 248V249H232ZM236 248V249H235ZM237 248H238V250H237ZM240 248V249H239ZM259 248V249H258ZM71 249V250H70ZM108 249V250H107ZM118 249V250H117ZM144 249H146V250H144ZM148 249V250H147ZM149 249H150V251H149ZM156 249V250H155ZM157 249H159L160 250V252H159V250H157ZM165 249V250H164ZM181 249H183V250H186L187 251V253L185 252V254H183V256H182V258L181 257H172V258H170L171 257V254L170 253H172L173 254V252H180V251H183V250H181ZM221 249V250H220ZM225 249H226V251H225ZM252 249H251V251H252ZM112 250H113V252H112ZM116 250H117V252H116ZM131 250V251H130ZM168 251V254H167V251ZM231 250V251H230ZM50 251H51V253H50ZM122 251H126L125 253H123ZM134 251V252H133ZM141 251H142V254H141ZM144 251V252H143ZM161 251H163V252H161ZM218 251V252H217ZM222 251V252H221ZM225 251V252H224ZM238 252V251H240V253H236V252ZM257 251H255V252H257ZM98 252V253H97ZM128 252V253H127ZM149 254H148V253ZM228 252V253H227ZM234 252V253H233ZM242 252V253H241ZM255 252H253V253H255ZM101 253V254H100ZM114 253V254H113ZM145 253H147L146 255H145ZM159 255H158V254ZM162 253V254H161ZM209 253L210 254H212V255H209ZM225 253H227V254H225ZM109 254H111V255H109ZM120 254H121V256H120ZM136 254V256H134ZM139 254V255H138ZM141 254V255H140ZM200 254V256H201V254H202V256H203V258H202V256L201 257H197V255H199ZM251 254V253H250ZM102 255V256H101ZM125 255V256H124ZM145 257H144V256ZM152 255V256H151ZM165 255L167 256V257H169L170 259H169V261H168V259H167V257H165ZM196 255V256H195ZM120 256V257H119ZM124 256V257H123ZM131 256V257H130ZM155 256H156V258H155ZM186 256V257H185ZM187 256H189V257H187ZM233 256V257H232ZM238 256V257H237ZM239 256L241 257V258H239ZM95 257V258H94ZM118 257V258H117ZM126 257V258H125ZM128 257V258H127ZM215 257V260H216V262H215V260L213 259ZM230 257V258H229ZM88 258V259H87ZM90 258V259H89ZM145 260V261H143V259ZM193 258H194V260H198V258H199V260L198 261H192L193 260ZM210 258L211 259H213L212 261L210 260ZM238 258V259H237ZM115 259H117V260H115ZM133 259V260H132ZM139 259V260H138ZM141 259V260H140ZM147 259V260H146ZM174 259V260H173ZM175 259H176V261H175ZM203 259V260H202ZM205 259H207V260H205ZM229 259V260H228ZM97 260V261H96ZM114 260V261H113ZM131 260V261H130ZM152 260V261H151ZM187 260V261H186ZM42 261V262H41ZM47 261V262H46ZM93 263H92V262ZM99 261V262H98ZM136 261V262H135ZM141 263H140V262ZM143 261V262H142ZM214 261V262H213ZM40 262V263H39ZM123 262V263H122ZM138 262V263H137ZM145 262V263H144ZM164 262H161L160 264H163ZM167 262V263H166ZM182 262V263H181ZM204 262V263H203ZM224 262V263H223Z\"/></svg>", "mask_w": 264, "mask_h": 264}]
</instances>
